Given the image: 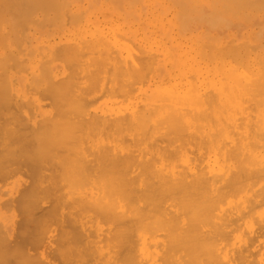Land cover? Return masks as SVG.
<instances>
[{"label": "bare ground", "instance_id": "bare-ground-1", "mask_svg": "<svg viewBox=\"0 0 264 264\" xmlns=\"http://www.w3.org/2000/svg\"><path fill=\"white\" fill-rule=\"evenodd\" d=\"M238 1H240V0H238ZM243 1H244V5H243L244 8H246V6L250 5V4L247 5L248 3L246 4L247 0H246V2H245V0H243ZM260 1L261 0H258V2H260ZM72 2H73V0H0V46H1V48H2V46H4V48H6V47L9 48L10 43H12V42H10V40L13 41V42H16L15 45H17V42H19L20 45L21 44L22 45H35V46H38V47H40V46L46 47L47 44H48V46L54 45V42L56 40H60V38L57 39V37H58L57 36L58 35L57 30L59 29V26L61 25L58 22V20H57L58 19L57 13L60 10H62V8H65L67 6L68 7L71 6ZM233 2H234V0H233ZM240 2L239 3L235 2V3L239 4V5L236 4V7H237V5L240 7V4H241ZM249 2L251 4L254 2V4H252L253 7L254 8L257 7L256 6L257 5V3H256L257 1L256 2L255 1L252 2V0H251ZM262 2H264V1L260 2L261 5H264V3H262ZM260 3L258 4L257 8H259ZM148 4L150 5V3H148ZM245 4H246V6H245ZM261 8L264 9V7H261ZM261 8H259V9H261ZM151 9H153V8H151ZM259 9H256V10H259ZM242 12H245V11L242 10ZM106 13H108V12H106ZM245 13H242L243 16H244ZM100 16H101V14H100ZM110 16L113 17L114 15L110 14ZM104 17H106V16L104 15L103 18ZM107 17H109V16H107ZM66 18H67V16H66ZM149 19H150V17H149ZM155 19H157V18H155ZM76 20H78V19H76ZM103 21H105V20H103ZM152 21H153V18H152ZM73 22H71V23L73 24ZM95 22H97V21H95ZM99 22H101V21H99ZM139 22H141V21L139 20ZM170 22H171V20H170ZM91 24H89V25H91ZM94 24H95L94 26H97L96 23H94ZM118 24L116 23L115 26L118 25ZM148 24L150 25V23H148ZM120 25H121V23H120ZM135 25H134V27H135ZM103 26H106V24L103 25ZM124 26H121V28L124 27ZM151 26H153V25H151ZM50 27H54V29L48 30V28H50ZM107 28H109V26H106V29ZM136 28H137V25H136ZM151 28L152 27H150V29ZM156 28H157V26H156ZM166 28H168V26H165V29ZM232 28L233 27H229L228 30L232 31ZM86 29L89 30L88 27H86ZM110 29L111 28H109L108 33H109ZM117 29H118V27H117ZM125 29H126V26H125ZM161 29H163V28H161ZM170 29H171V26H170ZM92 30H94V29H92ZM136 30H138V29H136ZM78 31H76V32H78ZM90 31H91V29H90ZM118 31H120V30H117V33H118ZM172 31H174V30H172ZM83 32H84V30H83ZM111 32H112V29H111ZM139 32H142V31H139ZM79 33L82 34V32H79ZM87 33L88 32H86V34ZM76 34L78 35V33H76ZM76 34L74 35L75 38H76ZM83 34H85V33H83ZM110 34L111 33H109V36H110ZM159 34H161V33H159ZM112 35L110 37H112L113 39L116 38V36H115L116 34L113 35L115 37H113ZM154 35H156V34H154ZM61 36L59 35V37H61ZM136 36H138V35H136ZM249 36H251V33H250ZM94 37H95V34H94ZM96 37H97V35H96ZM141 37H143V36H141ZM151 37H152V35H151ZM154 37L155 36H153V38ZM69 38L71 39L70 36L67 39H69ZM72 39H73V37H72ZM97 39H99L98 41H96L98 43L97 45H98V47H100L99 44L102 41H100V38H98V37H97ZM97 39H95V40H97ZM104 39H105V37H104ZM104 39H102V40L104 41ZM122 39H123V37H122ZM112 40H110V41H112ZM76 41H77V39H76ZM81 41H82V43H80V44H82V45H84V43H87V41L89 42V44H90V42H92V43L94 42L93 40H91V41H89V40H87V41L81 40ZM99 41H100V43H99ZM114 41H115V39L113 40V42ZM126 41H127V39H126ZM150 41H151V39H150ZM69 42H70V40H69ZM121 42H123L126 45L127 49H128V45L130 44V41H129V44H126L127 42H124L123 40H121ZM146 42H147V40H146ZM146 42H145V44H146ZM169 42H170V40L167 43L169 44ZM19 43H18L17 46L12 45V44H11V46L18 48V47H20ZM65 43H66V41H65ZM115 43H116V41H115ZM117 43L118 44H122V43H120V41L117 42ZM185 43H187V42H185ZM262 44H264V43H262ZM68 45L70 47V44H67L66 46H68ZM77 45H79V44H76L75 47ZM87 45H88V43H87ZM87 45L85 46L86 48H87ZM102 45H103V43H102ZM165 45H167V44H165ZM189 45H190V43H189ZM221 45H222V43H221ZM236 45H238V44H236ZM58 46H60V44ZM139 46H141V45H139ZM56 47H57V45L56 46H52V49L55 48L54 51H56L57 53H60L59 50H62L63 48L64 49L66 48L65 46L62 47L61 49L58 47L59 50H57ZM85 47L81 48V50L83 49V53H84V48ZM95 47L97 48V46H95ZM131 47L134 48L136 46H131ZM96 48H95V50H97ZM101 48H102V46H101ZM101 48H99V49L101 50ZM105 48H106V46H105ZM115 48H117V47H115ZM35 49H36V47H35ZM78 49H80V47L77 48V52L80 53L81 51H78ZM188 49H189V47H188ZM18 50H19V48H18ZM33 50H34V47H33ZM106 50H107V53L110 50L109 43H108V49H106ZM128 50H130V48ZM134 50L133 51L130 50V52L134 53V52H136L138 50V48H137V50H136V48H134ZM155 50H156V48H155ZM167 50H168V48H167ZM233 50L231 51V49H230L229 50L230 54L229 53L228 54L231 55V52L233 53V56H230V57L234 61V58L235 57L236 58L239 57V55L236 56V52H237L236 50H238V49H235V51H233ZM3 51H5V49ZM6 51H8V49H6ZM21 51H23V50H20V52ZM47 51L50 52L49 49ZM140 51H142L144 53L143 50H140ZM178 51H180V49ZM110 52H111V50H110ZM221 52L223 54V51H221ZM242 52L243 51H241V54H242ZM122 53H123V51H122ZM141 53L137 52L136 54H140L141 55ZM187 53L189 54V52H187ZM7 54H8L9 60H11L10 57L12 56V54H11V56H9L10 52L5 54V57L3 58V60H7L6 59V55ZM60 54L62 56L63 53H60ZM128 54H131V53H128ZM144 54H146V53H144ZM224 54H226V52ZM39 55H41V54L39 53ZM54 55H55V53H54ZM65 55H67V54H65ZM88 55L89 54L87 53V56ZM94 55L95 54L92 53L93 61H90V60H92L91 58L88 60L86 58L87 56L83 55L84 58H86L88 61H90V65H89V63L88 64H84V63H86L85 62L86 60L83 61L84 59L82 61H80V62H84L82 64L80 63V65L84 64V65H86V67H88L87 65H89L90 66V68H89L90 70L91 69H95L94 66L91 67V62L94 63V57L99 55V54L97 53L95 56ZM116 55L113 56V58L115 57L114 60L116 58L118 60V57ZM126 55H127V52H126L125 56ZM140 55H138V56H140ZM171 55L173 56V54H171ZM72 56H76V55H72ZM79 56H76L77 59H78ZM83 56H81V57H83ZM89 56H88V58H89ZM132 56L134 57L135 53L133 55H131V56L128 55V57H127V59H129L128 61H130V59H132L131 58ZM151 56L153 57V55H149L150 61H151V59H153L155 61L156 58L154 59ZM156 56H158V55H156ZM165 56L163 55V57H165ZM197 56H198V54H197ZM240 56H242V55H240ZM246 56L247 55H246V51H245V60H246ZM43 57H45V56H43ZM111 57H112V55H111ZM135 57H134V59H136ZM147 57H148V55H147ZM181 57H183V55ZM223 57H225V56H223ZM226 57L229 58V56H227V54H226ZM242 57H239L240 58V59L238 58L239 61L235 60L234 63H236V62L241 63ZM56 58H57V56H55V58L53 57V59H55V60H56ZM58 58H57V60H59ZM98 58H100V57H98ZM113 58H111V59H113ZM140 58H141V56H140ZM107 59H109V58H107ZM125 59L126 58H124V60ZM261 59H262V56H261ZM261 59H259L260 63L262 62ZM0 60H2V59L0 58ZM16 60H18V59H16ZM46 60L45 61L43 60V62H41L36 67V69L38 68L37 71L39 73L37 79L38 80L41 79L42 80L41 85L45 86L42 94L46 97V100L48 102L46 101L47 103L43 105L44 102L40 103V102H42L40 97H38L40 99V101L38 100V98H36L39 102H37V100H35V99H34L35 102L32 101V100H29V102H32L31 104L29 103L30 106L33 105L30 110L28 108L30 106L27 107L28 109L26 108L25 105H22V106H24L29 112L32 110V112L28 113V114H24L23 117L20 116L21 118L20 117H15L17 115L18 116L22 115V114H20L21 112H19V113L15 112V111H18V109L21 107V105H20L21 99H20V102L15 104L17 106L13 105L14 102L11 101L12 98H13V95H14L13 94V95H10V97L12 96V98L10 99V103L13 102L11 105H13V107L15 106V108L16 109L18 108V109L16 110L14 108L15 109V111H14L12 106H10V109L6 108L8 110L6 112L7 113L9 111L12 112L11 116H9L10 114L8 116H6L7 114L5 113V110H3L5 114H0V183H1V181L3 183V182H6L7 180H9L10 178L12 179L13 175H11L12 177L11 176L9 177V175L11 173H13L14 175L17 174V173H23L24 174L23 177L26 175V179H23V180L21 179V180L17 181L19 187L24 186L23 190H22V191H24V193H22V195H17V196H20V197L23 196L22 198L19 197L20 198L19 200H21L19 202H21L22 205H21V203L18 202L19 205L22 206L23 211H22V209H17L16 210L19 213L21 211L24 212L25 215L29 212L28 209H29V207L32 206V204L36 205V203L38 202L36 200L39 199L40 202H41V199L47 196L46 200H45V201H47V200H49L48 198L51 195L53 196V198H56V195L54 196L52 193H51V195L47 194V193L50 192V189L53 188V191L55 189L56 190L57 189H62L63 185L65 186V188L66 187L70 188L72 193L70 191H68L70 193V195H69V193L66 191L68 193L67 197H66V194H65V196L64 195L63 196L66 197L67 201L71 202V204L75 203V205L73 207L71 206V211H69V212L67 211L66 212V211H64V209L61 210V207H60V209H59V207H55L56 204H57L56 206H59L61 204L60 200L63 199V198L59 197V195H60L59 193L62 192V190H63L62 189L60 191H57L58 192L57 196L59 197V198L58 197L57 198L59 199L58 200L59 203H57V201L55 200V205L52 208L47 209V212L43 211L45 213L44 214L42 212L44 215L41 213L45 217V218H43V216L41 215V218H43L44 220L48 219V218L49 219L50 218L51 219L54 218L55 221H56V219H60L61 224H65L66 227H67V228L64 227V230H61V232H62L61 238H63V239L65 238V240H62L61 238H60L61 240H58V239L56 240V243H57V241H59L57 243V246H56V249L59 247L58 248L59 253H58V251H56L54 249L58 253V254L57 253L56 254L60 258L59 261H61V262L59 264H73V262L75 261V259L73 257H78L76 259H78V261H81V262H79L80 264H83V263L88 262V261L85 260L84 262H82L83 260L82 259L79 260V258H83L84 259V258H87V257H89V259L92 258L94 261L97 260L95 264H183V263L184 264H244V263L246 264L248 262V259H250V258L252 259V260L250 259V261L252 262L253 258L256 255L264 256V241H262V240H264V239H262V238H264V120H259L260 119L259 117L264 118V112H262L261 115H259L260 114L259 113L258 116H256L257 115L256 114L257 113L256 104L259 106L260 102L259 101H257L258 103L256 102L257 97L255 98L256 95H255V93H253L254 91L256 92V88L255 87L252 86L253 88H255V90L253 92H251L249 90V93L251 92L252 94H254L253 98H251L250 94L247 93L250 96V99H253V100H251V102L254 101L256 103L255 104L256 108L250 102H249L250 103L249 106L247 105V107H249V108H250V105L253 106L254 109L252 111H256L255 112L256 115L255 114H253V115H255L256 119H258V120H254L253 118H255V117L253 116L252 119L254 121L253 120L251 121L249 119L235 120V118L238 119L239 117L238 118L235 117L232 120V118L230 116L232 121L229 120L230 122H225L226 120L224 118V120H225L224 122L225 123H223V122L220 123V122L217 121L218 119H220V117H217L218 115L216 114L217 116H214V121L216 120L218 123L217 122H215V123L209 122V120L205 117L207 115L203 114L202 110L200 111V108L202 107V105L205 102L209 103V100L205 101L203 99V97L205 95L207 96V94L203 93L204 96L203 97L201 96L202 95L201 92L206 90L207 88L204 89V90H203V88H201L202 91L201 92L199 91V94H200L199 98L202 97L200 99V100H202L201 102L205 101L201 105V107L199 105H196V103H194L198 107V109L201 112V114H203V116L201 115V118L205 117V119H203V118L202 119L204 121H207V122H202L203 120L200 121L201 118H200V112L198 111V109H195L194 106H191V107L187 106V101H188L186 99L187 97L184 98L186 100L185 101L186 103L184 102L185 103L184 104L182 102L183 104H181V106L179 105L181 102L178 101V100L177 101L175 100L174 101L175 103H173V101L170 100L171 103H173L175 105H167L168 103L166 105H164V103H163L162 105H158L157 104V106L153 104V106H150V107H144V106L142 107V105H141L140 108L136 107L139 104L137 102L138 103L137 105H133L135 107L129 108L130 106H132V105L129 104V107L127 106V109L126 108L118 109V108L112 107L113 106L112 105L111 108H113V109L110 110V108H109V110L112 111V113L114 111V108H115V110L118 109L119 112L121 111V113H119L118 110H117V112L119 114L116 115L113 119H110L111 117L110 118L108 117V118H106L107 120L105 119V117L110 116V114L107 115V116H106V114L105 115L103 114V116H105V117H103L105 120L103 119V120L98 121L100 119V117L98 118L97 114H96L97 115V117H96L93 114V112H92V114H91L92 116L91 117H93V118L96 117V119L98 118V120L95 121V120H93V118H91V121H94V122H92L90 124V125H92L90 127L95 128V129H97V128L98 129H103L104 131H105V129L107 131V129L109 130V129L112 128V130H113V128H115L118 132L122 133V136H123V139H124V140L123 139L122 140L124 142H126L125 139H127V142L129 141V143H131V145L133 143H135V145L133 144L131 146L130 144L128 145V143L126 142L124 144V146H123V145H121V144L124 143L122 141V143L119 144L120 145L119 148L116 149L115 153L113 152L114 151L113 147L111 148V152H113L114 155L113 154L110 155L111 152L109 151L110 149L107 146V142H108V137L109 136L108 137L104 136V138H107L106 140L103 138L105 140V141L103 140L105 142L104 144L107 146L106 148L104 147V149H106L105 151L108 154H106L105 151H103L104 149H102L103 152L101 151V153H100V151H96L97 149L96 150L94 149L97 152L96 153L97 155L95 153H93V154H95V156H94L91 153V151L88 152L86 149L84 150V148H82L85 152L87 151V153H85V154H87V155L89 154V157H91V154L93 156H92L91 159L89 158L90 160L88 162L85 161V163H84L85 165H82V166H81V164H83L82 163L83 160H79V162L81 161L80 164H79L80 170H79V168H76L78 170H75V171H78V172H75V171H73V169L75 168L74 165L76 163V160L74 159L75 158L74 155H79L78 154L80 152L79 150H81L80 145L84 147L85 143H84V145H83V143L80 144V145H76L77 142L75 143V141H74L75 145H73V147L76 146V147H74V149L75 148L76 149L75 150L73 149V150L76 152L77 151V147H78V151L79 152L77 154H74V152H73V154H74L73 157L71 156L70 159H69V161H70L73 158L72 162H74V160H75L74 165H73L74 167L72 168V172L70 171L71 173L69 171H67V170H71V167L69 165L72 162L70 161L71 163L68 164L67 166L65 164V166H66V167L64 166L65 168L69 167V169L66 170L69 173H66V172H63V170L59 171L62 168H60L58 170L59 167H63L62 165H64L63 164L64 162L60 161L61 164L56 162L57 161L56 157L58 155L57 152H60L62 150V148L65 147V146H63V144L66 145L65 144L66 142H64V138L62 139L63 140L62 141L61 137H65L63 135L66 132H68V130L70 131V129H71V128L68 129L69 126L71 127V125L70 124L67 125V123L71 122L70 121L71 117L66 116L65 114L69 115V113L71 114L74 111H75V113H81L82 116L77 114L80 117V120H79V118L77 116L75 118H78V119H75L71 123L74 122V125L72 124L73 128L75 127L76 123L77 124H81L82 123L81 126L84 127L85 125H84L83 121H85L86 118L84 120H82L84 115H85V113H82V112L84 111V112L88 113V111H86V109L85 110L78 109L80 111L77 112L78 110H74L75 106H74V109L71 108L73 106V103H72V106H71V104H70L71 102H70L69 104H70L71 107L69 106V108H70L71 112L68 109V106L66 107L67 109L66 108L64 109V107L66 105H64V106L61 105V106H63L62 110H60L58 112V109H59L58 107L60 106L59 103L57 104V101L59 99L58 96H63V95H60L61 93L59 94V92L62 90V89H60V80H58V76L56 75L57 73L55 74L53 72V70L55 68L53 62H51V60H47V61ZM117 60H115V61H117ZM124 60L122 58V61H123L122 63L123 64L126 63V62L124 63ZM174 60H173V62H174ZM24 61H25V59H24ZM24 61H23V63H24ZM34 61H35V59H34ZM119 61L121 62V60H118V62H117V66L118 67L120 66V65H118ZM192 61H193V59H192ZM227 61L228 60L226 59V62ZM246 61L245 62L243 61V63L245 64ZM59 62H61V60H59ZM107 62L110 63L111 60L110 61L107 60ZM147 62H149V61H147ZM167 62H169V61H167ZM255 62H256V59H255ZM5 63L7 64V62L3 61L2 64L0 63V66L4 65ZM14 63L18 64V61H14ZM100 63H102V62L100 61ZM115 63H114V65H115ZM122 63H121V65H122ZM152 63H155V62L152 61ZM152 63H150V62L148 63L150 67L148 66L149 68L148 67L147 68L149 70L145 69L146 70V74H147L146 77L148 76V72L147 71H150V68L152 69V67H151V66H153ZM187 63H189V62H187ZM26 64H27V62H26ZM62 64L65 66L64 61H62ZM69 64H72V63H69ZM145 64H146V61H145ZM109 65H111V67L114 66L113 63L112 64L110 63ZM142 65L144 66V64H142ZM194 65H197V64H194ZM231 65L232 64H229L230 67H231ZM258 65H259V62H258ZM260 65H262V64H260ZM10 66H12V63H11ZM17 66L15 65L13 67L15 68ZM23 66H25V65H23ZM66 66H67V64H66ZM66 66H65V68H66ZM78 66H79V64H78ZM106 66L104 65L103 69ZM117 66L115 65L114 69ZM122 66H124V65H122ZM125 66H127V64ZM129 66L130 65L128 63V66L126 68L128 69ZM146 66H147V64H146ZM173 66H175V65H173ZM223 66H224V64H223ZM242 66H240V67L242 68ZM259 66H258V68L256 66H254V68L259 69ZM3 67H4V69L7 68V67H5V65ZM13 67H11V68L14 69ZM68 67L70 68V66H68ZM73 67H75V66H73ZM80 67H82V66H80ZM86 67H84L85 70L87 69ZM141 67L142 66H139L137 68H140V70H141ZM189 67H191V66H189ZM225 67H226V65H225ZM238 67H239V65H238ZM261 67H264V66H261ZM261 67H260V69H261ZM82 68H80V69H82ZM98 68H100V67H98ZM107 68H110V67H106V69ZM129 68H131V66ZM135 68H136V66H135ZM207 68H208V66H207ZM221 68L217 69V71L220 70V71H218V73H219L218 75L219 76H220V73H221V70H222ZM232 68H234V69L230 70L231 68H229V71H231V72L233 71L235 73V71H237V69H235V67H233V65H232ZM244 68H246L245 71L247 73H249L248 72V67L246 66V64H245ZM252 68H250V71L252 72L250 74H253V70L254 69H252ZM19 69H22V68H19ZM23 69H24V67H23ZM63 69L64 68H62L61 70H63ZM76 69H77V67H76ZM83 69H82V71H85ZM116 69H115V71H112L110 69L108 71V69L107 70L104 69V73L106 72L105 73L106 75H107V71L109 73L113 72L112 74H114V75L116 73H119V75L118 74H116V75L118 77H120V72L123 71L124 69L123 70H118L117 69L119 72H117ZM120 69H121V67H120ZM132 69H133V67L131 68V70ZM164 69H165V67H164ZM196 69H197V67H196ZM66 70L68 71V68H66ZM77 70H75V71H77ZM145 70L142 69V71H145ZM20 71L21 70H19V72ZM100 71H101V69H100ZM125 71H127V70L125 69ZM142 71H140V72H142ZM173 71L175 72L174 69H173ZM241 71H244V70H240L238 72L240 73ZM0 72L4 73L3 70L0 71ZM17 72L18 71H16V73ZM64 72H66V71H64ZM78 72H79L78 76H80L81 78H84V77H82V72H81V75H80V71L79 70H78ZM102 72H103V70H102ZM131 72H133V70ZM191 72H193V71H191ZM238 72H236L235 74L233 73L234 78L237 76ZM84 73H83V76H84ZM95 73L97 74V71H95L93 74L90 73L89 75L92 77L93 75H95ZM109 73H108L109 76H106V75L105 76L109 77V78H110V76H112L111 78L114 79L113 75H111ZM126 73H128V71ZM134 73L137 74L138 73L137 70ZM211 73H213V72H210V75H211ZM242 73H240L239 75H242ZM254 73L256 75V73H257L256 70H255ZM259 73H257V74H259ZM85 74L88 75L87 72ZM125 74L123 76L126 77ZM128 74H127L126 78L124 77L126 79L125 86L128 83L127 87L129 86L130 83H132V82L134 83V81H133L134 78L130 77V74L129 75ZM140 74L141 73H138L139 77L140 76H142L141 78L144 77L143 79H141V80L144 81V79H146V77L144 76L145 74L144 75L143 74L140 75ZM227 74L228 73H226V75ZM229 74H228V76H231V73H229ZM250 74H249V76H250ZM0 75H2V74H0ZM70 75H68V76H70ZM98 75H100V73ZM102 75H103V73H102ZM116 75H115L116 79H114L115 84L113 83V81H112V84H114V86L116 85L115 87L118 89L119 86L117 87L116 83L119 81L120 78L118 79V77ZM180 75H181V73H180ZM226 75L224 73V76H222V75L221 76L223 77L224 82L227 79V81H226L227 83L225 82L226 86H230L228 88L224 87L225 90H227V91L229 90V88H230V90L232 88H234L235 87L234 85H237L238 90L240 91V90H242L241 88H244L248 84V83L246 84V82H245L246 85H244V83H243L244 87L243 86L241 87L238 84L239 81H237V84H234L235 82L233 83V81H235V79H238L237 77L234 80L230 81L233 78L228 79L229 77L227 76L228 77L227 78ZM233 75H232V77H233ZM243 75H245V73ZM3 76H5V74L0 76V77H3ZM90 76H87V77L90 78ZM95 76H93V78H95ZM105 76H104V78H105ZM157 76H158V74H157ZM245 76H244V78L246 80L248 79V81H249V78H246V77H249V76L248 75L246 77ZM259 76H261V75H259ZM262 76H264V74H262ZM29 77H27V78L30 80ZM63 77H64V75H63ZM71 77H73V76H71ZM85 77H86V75H85ZM149 77H151V75ZM222 77H220L221 79L219 78V79H216V80L217 81L223 80ZM65 78H66V80L69 81V79H67V75H65L64 79ZM97 78H98V76H97ZM97 78H96V80H97ZM99 78H100V76H99ZM127 78L128 79L131 78V80L133 78V80L131 81V80H128ZM136 78H138V77H136ZM180 78H181V76H180ZM193 78L194 77H192V79ZM241 78H243V77H241ZM241 78H239V79H241ZM64 79H63V81L61 80L63 83H65ZM76 79H77V77H76ZM91 79H89V80H91ZM122 79L123 78L121 76V80ZM147 79H149V78H147ZM147 79H146V82L150 81V80H147ZM177 79L180 82L179 77ZM192 79H190V77H189V81H188V79H185V80L183 79V81H185V82L188 81V85L189 86L191 85V87H189V88H191V89H192V86L194 84L192 85L193 82L191 84L189 82H191ZM82 80L83 79H81V81ZM106 80H107V78L104 81H106ZM123 80H122V82H124ZM141 80L138 82V79H137L136 83L139 84L141 82ZM198 80H200V79H198ZM242 80H244V79H242ZM262 80H264V78H262ZM72 81L74 82L76 80H72ZM79 81L80 80H78L77 84L75 82L74 83L76 85H78ZM86 81L89 82L88 80H86ZM86 81L83 80V82H85V83H86ZM97 81H98V83L97 82L96 83L99 84V82L102 81V78H101L100 81L99 80H97ZM129 81H131V82L129 83ZM173 81H174V78H173ZM194 81L196 82V80H194ZM228 81H230V84L233 83L234 85L233 84L232 85L228 84ZM0 82H1V80H0ZM4 82H6V81H4ZM11 82H12V80H11ZM83 82H80V84L81 83L83 84ZM109 82H111V81L109 80ZM144 82H143V85L145 84ZM203 82H205V81H203ZM220 82L221 81H219V83ZM27 83L26 84L23 83V84L27 85ZM92 83L90 84V82H89L90 85H92ZM101 83L105 84V82H101ZM159 83H161V82H159ZM219 83H218V87H219ZM221 83H223V82H221ZM221 83H220V86H221ZM250 83H251L250 85H252V81H250ZM256 83H259V82H256ZM69 84H71L70 81H69ZM89 84L85 85L84 86L85 88L84 87H82V88L87 89L86 87H89L88 86ZM132 84H130V85H132ZM182 84H184V83H182ZM261 84H264V83H261ZM261 84H256L255 86L259 87V85L261 86ZM165 85H167V83H165ZM184 85H186V84H184ZM200 85L202 86V84H200ZM7 86H8V84H7ZM16 86H17V84H16ZM94 86H96L95 83H94ZM100 86L101 85L99 84L98 85V90L99 91H100V89H99ZM106 86H108V84ZM106 86L105 87L103 86V87L107 89ZM112 86L113 85H111V87H109V88H112ZM114 86H113V88H114ZM161 86H162V84H161ZM223 86H225V85H223ZM223 86H221V87L223 88ZM5 87H6V85H5ZM127 87H124V89L126 88V90H127ZM150 87H152V86H150ZM172 87L174 88V90L177 88L175 86V84H173V83H172ZM206 87H207V84H206ZM221 87L218 88V90L220 89L219 91H221ZM246 87H249V86H246ZM27 88L28 87L26 86L25 90ZM31 88L30 89L33 90V87H31ZM63 88L65 89L64 86H63ZM72 88L74 89L73 86H72ZM130 88H131V90L133 89L134 91L137 90V88L135 89L133 86L130 87ZM149 88H148V91L150 90ZM164 88H166V87H164ZM164 88H162V90ZM185 88L187 89V85H186ZM6 89H4V91H2L3 89H1L0 91H2V92L7 91V93H9V90H6ZM30 89H28V91ZM77 89H79V86H78ZM77 89L75 88V91ZM95 89H97V88H95ZM117 89H114V90H110L109 89V90L114 92ZM122 89L123 88L121 87L120 90L123 91ZM140 89L139 90L142 93V88H140ZM157 89H158V87H157ZM166 89L169 92L170 89L168 90V87ZM178 89H180V88H178ZM72 90H70V91H72ZM80 90H81V87H80ZM120 90L118 89V91H120ZM154 90H155V88H154ZM180 90H178V91H180ZM183 90H185V89H183ZM197 90H200V89L197 88ZM230 90L227 92V94L231 93L228 96L226 95L227 99L225 98V94L226 93H225L224 90H222V92L224 91V93H223L224 95L220 92L219 97L221 95H223L224 96L223 99L225 98L226 100H228L229 105H237V103H238L237 101L238 100H239L240 103L242 101L241 104L245 103V102L243 103V100L247 98L246 96H244V95L241 96L240 95L241 97H244V99L242 98L243 100H240L238 95L237 96H238L239 99L237 98V96L233 97V96H235L234 93L236 92L237 89L234 90L235 92H232V90L230 92ZM262 90H264V88H261V91ZM63 91H65V90H63ZM78 91L79 90H77L76 92L78 93ZM88 91H90V90H88ZM95 91L96 90H94V91L91 90L90 92H95ZM110 91H107V90L104 89V91L101 90V93H103V95H104V92H106L105 93V97H107V95L110 96V93H109ZM118 91L116 93V96L113 95L114 97H117ZM134 91L130 92V90H128V91H126L124 93V96L126 94L127 97L129 96L130 99L131 98L133 99L134 96H131V95L134 94ZM181 91H180V94H182ZM188 91H190V90H188ZM188 91H187V93H188ZM194 91H196V90L194 89ZM212 91L210 90V92H212ZM244 91L247 92V90H244ZM261 91H259V92L257 91V94H261V95H259L260 98H261V96L264 97V95H262V93H264V92L260 93ZM35 92H36V90H35ZM67 92H68V90H67ZM163 92H164V90H163ZM196 92H198V91H196ZM207 92H208V89H207ZM207 92L205 91V93H207ZM215 92H216V90H215ZM246 92L244 94H246ZM33 93H34V91H33ZM69 93H68V95H69ZM75 93H72V95H74ZM80 93L82 94V96H79V97H81V98L84 97L85 94L83 92H80ZM87 93H89V92H87ZM95 93H97V91ZM112 93H111V95H112ZM127 93H130L131 95L127 94ZM162 93H160V94H162ZM169 93L172 94V91L170 90ZM189 93H191V92H189ZM1 94H3V96H4V93H1ZM1 94H0V96H1ZM6 94H5V96L8 95V94L7 95ZM42 94L40 95V92H39V95H37V96H41V97H43L45 99V97L42 96ZM65 94H66V92H65ZM99 94H100V92H99ZM113 94H115V92ZM122 94H121V96H119V98L123 97ZM180 94H179V96H180ZM236 94H238V93L236 92ZM103 95H102V97H103ZM119 95H120V92H119ZM136 95H139V94L136 93ZM177 95L175 94V96H177ZM184 95H182V96L184 97ZM209 95L212 96V93L208 94V97H209ZM214 95L215 94H213L212 97H215ZM22 96H24V94H22ZM85 96H86L85 97L86 99H89V98H87V95H85ZM162 96L163 97H161V99L162 98L166 99V95L164 96V93H163ZM192 96H190V97H192ZM206 96H205V98L207 99L208 97H206ZM229 96H231L233 98L232 99L230 97L232 103L234 102L233 104H230L231 101L228 98ZM249 96H248V98H249ZM94 97H96V96H94ZM114 97H112V98H114ZM142 97H143V95H142ZM148 97H147L148 101H149V99L152 100V98H153V100L157 99V98H154L155 96L154 97L152 96V98H150V96H148ZM167 97H168V101H169V97L170 96L167 95ZM216 97L219 99L218 96H216ZM43 98H42V100L44 101ZM72 98H73V96L71 97V99ZM77 98L78 97H74L73 98L75 100V102L77 101ZM109 98H111V97H109ZM123 98L121 100H124V102H125L126 101L125 97H123ZM137 98H135V99H137ZM234 98H236V100L237 99L238 100L236 101ZM0 99H1V97H0ZM14 99L15 98H13V100ZM78 99H80V98H78ZM92 99L96 100V98H92ZM97 99H99V96H98ZM102 99L104 100L105 98H102ZM135 99L133 100L134 102L136 101ZM161 99L159 98L160 101H164V100H161ZM171 99L174 100L175 98H172V95H171ZM190 99L193 100V99H195V97L190 98ZM190 99H189V101H190ZM197 99H198V97H197ZM208 99H211V98H208ZM218 99L216 101H218ZM223 99H221V102H223ZM1 100H4V98L1 99ZM8 100H9V97H8ZM74 100H73V102H74ZM90 100H91V98L89 99V101ZM95 100H91V101H93V104L91 102L89 103L88 100H87L88 104H86V105L92 104L91 106L89 105V107L94 106ZM159 100H156V101L158 102ZM179 100H181L180 97H179ZM212 100H213V98L210 101L212 102ZM64 101H65V99H64ZM109 101H111V100H109ZM195 101H196V99H195ZM214 101H215V99H214ZM65 102H67V101H65ZM75 102H74V104H75ZM157 102H154V103H157ZM166 102H167V99H166ZM211 102L209 104L208 103H205V104L210 105ZM218 102L220 104L214 102V103H216L217 106H214V104H213L212 107H214V108L215 107H219L220 108V106H221V107H223V109L226 107V106L224 107V105H225L224 103H223L224 104L223 105L220 101H218ZM261 102H264V101H262V99H261ZM78 103H76V106L78 105ZM85 103H86V101L84 99V103L83 104L85 105ZM148 103H150V102H148ZM21 104H22V102H21ZM24 104H25V102H24ZM27 104H28V102H27ZM112 104H113V102H112ZM150 104L152 105V103H150ZM176 104H178V106H176ZM79 105H81V103H79ZM84 105H81L80 107H83ZM95 105H96V102H95ZM183 105H185V106H183ZM191 105H193V104H191ZM226 105H228V103ZM238 105H239V103H238ZM5 106H7V105H5ZM242 106H239L241 108L240 112L244 111ZM244 106H246V105H244ZM46 107H49V109L46 110L45 109ZM85 107L86 106H84V108ZM212 107H209L208 109H210V108L213 109ZM228 107L229 106H227V108H225V110H222L224 114H225L226 110L228 112L230 110V108H236L234 106L233 107L230 106L229 108ZM239 107H237V109ZM262 107H264V105H261V109H262ZM76 108H78V106ZM87 108H88V106H87ZM95 108H97V107H95ZM103 108H104V106H103ZM258 108H260V107H258ZM60 109H61V107H60ZM72 109L74 110L73 112H72ZM237 109H232L231 111L236 110L235 112H237ZM251 109H252V107H251ZM251 109H249V112L251 111ZM64 110H66L67 112L64 111ZM214 110H212V112ZM218 110H220V109H218ZM262 110H264V109H262ZM3 111L0 112V113H3ZM19 111H20V109H19ZM98 111H100V110L98 109ZM231 111H229V113L232 114L233 112H231ZM258 111H259V109H258ZM240 112L238 111V113H240ZM247 112H248V110H247ZM247 112L245 111L246 115H248ZM14 113H16L15 116L13 115ZM24 113H25V111H24ZM59 113H60L61 116H59ZM62 113H64V114H62ZM219 113H220V111H219ZM250 113L252 114L253 112H250ZM88 114H90V113H88ZM206 114H208V113H206ZM63 115H64L63 118L66 119L67 117H69L67 119L68 120L70 119V120L68 121L66 119L65 125H67L68 128L66 126L64 127L65 129L67 128V130L62 135L61 134V131H62L61 129L64 126V123H63L64 121L60 117H62ZM213 115H214L213 113L210 114V116H212V119H213ZM220 115L222 117V113H220ZM240 115H242V117H243L244 114L241 113L238 116H240ZM1 116H2V118H1ZM12 116H13V119H12ZM72 116H76V115L73 114ZM210 116L208 115L209 119H210ZM233 116H235V114ZM250 116L252 117V115H250ZM4 117H6V119H3ZM85 117H86V115H85ZM112 117H113V114H112ZM59 118L62 121H60ZM87 118L89 119L90 116H88ZM230 118H228V119H230ZM244 118H250V117L245 116ZM11 119L14 120V121H12V123H10ZM197 119H198V121H196ZM222 119H223V117H222ZM222 119H220V121H223ZM91 121H88V122L90 123ZM61 122L63 123V125H62ZM9 123H10V125H12L11 127L9 126ZM77 124H76L75 130L74 129H73L74 131L72 130L73 132H77L76 135H74V138L77 136L78 130L82 129L81 126L77 125ZM8 126H9V128H8ZM79 127H80V129H79ZM77 128H78V130L76 131ZM84 129H86V128H83L81 135L86 133L85 131L87 129L86 130H84ZM103 130H102V132H103ZM63 131H62V133H63ZM83 131H84V133H83ZM96 131L92 129V131L90 133V129H88V133H86V135L90 136L93 133L94 134V135L92 134L93 137L94 136L96 137V134H98V131H97L96 134L94 133ZM113 131H112V133H113ZM79 132H81V131H79ZM102 132H101V134H98V135L101 136ZM107 132H109V131H107ZM136 132L139 133V135H140L139 137H136V136H138V134H135ZM120 133H118L119 135L117 134L119 137H120ZM70 134L72 135L73 133L68 132L67 133V135H69L68 138H70ZM113 134H115V135H113ZM113 134L112 135H113L114 138L113 137L112 138L115 140L116 139V132L113 133ZM154 134H158L157 135L158 137H155ZM81 135H80V137H81ZM92 135L90 137H92ZM98 135H97V138H100V137H98ZM103 135H107V134L104 133ZM109 135H111V132H109ZM184 135L188 137V139H189L188 141H190V139H191L190 137L191 136H197V139H198L197 141L198 142L203 141L204 144L205 143L207 144V146H205L203 144V142H202V144L205 146L204 148L200 147L201 143L200 144L198 143L199 145L195 143L196 145H198L197 146L198 148L193 147L194 145L193 146L191 145V147H193V148L188 147L190 145H189V142L186 139L187 137L185 139L183 138ZM152 136H153V138L155 137L153 139L154 141H156L155 140L156 138L158 139V141H159V138H160V141L163 140V139H166L167 140L166 145H163V144H165L163 142L165 140L161 141L163 144L161 142H160L161 144H158V141H156L157 143H155V144H157V145H155V144L151 145V142H150V144H149L150 145V150H149L148 145L146 143H147V141L149 142V140H150V139L148 140V138H151ZM170 136L171 137L173 136L172 138H174V140H175V142H173V143H176V144L178 143L176 146H173V143H171L172 142V138H171V141L169 140L170 144H167L168 143V137H170ZM174 136H176V137L179 136L180 137V138H177V139L183 138V140H185L184 143L188 142V144H187L188 146L187 145H186V147L183 146V144H182L183 141L182 142L181 141L176 142L177 139ZM77 137H79V136H77ZM82 137H85V136H82ZM90 137H88L87 139L85 137L86 141H85V139L84 140L82 138L81 139L87 143V140ZM93 137L90 138V139L94 141V139H96V138H93ZM112 138H110V139H112ZM65 139L68 140L67 138H65ZM78 139H80V138H77L75 140H78ZM90 139L88 140V143L85 146L90 147V144L92 142ZM110 139H109V141L111 142ZM117 139H118V137H117ZM195 139H196V137H195ZM134 140L136 142H133ZM137 140L145 141L146 142L145 143L146 146L144 147L145 144L143 145V143H142L143 148H141L142 147L141 145H137V144H139V143H137V142H139ZM191 140L194 141L193 139H191ZM71 141H72V138H71ZM103 141L101 139L100 142L102 143ZM154 141H153V143H154ZM81 142L82 141H79V143H81ZM74 143H72V144H74ZM96 143L94 144V147H97V146H95ZM98 143H99V139H98ZM101 143H99V144H101ZM112 143H114V145H115V141L114 142L112 141ZM112 143H110L109 145L112 146L113 145ZM179 143H181L182 145H179ZM59 144H62V145H60V147H59ZM202 144H201V146H202ZM101 145L98 146V147H100L98 149L102 148ZM105 145H103V146H105ZM70 146H71V144L69 145V147ZM91 146L93 147V145H91ZM130 146L132 148H130ZM134 146L135 147L139 146L140 149L139 148L138 149H134L133 148ZM69 147H67V148H69ZM88 147H86V148L88 149ZM107 148H108V150H107ZM71 149L70 150L67 149V150L71 151ZM63 150L61 151L62 160H63V157H64L63 156ZM71 152H67L68 153L67 155L70 156ZM92 152H94V151H92ZM64 153H66L65 150H64ZM54 154L56 156H54ZM85 154L83 156H85ZM61 155H60V157H61ZM71 155H72V153H71ZM49 156L54 157V160H52L51 157H49ZM46 157H48L52 161L49 160L51 162V165L49 164L48 166L49 167L51 166V167L49 168L47 166V168H49V169H46V171H45L46 173H45V172H43L44 168H45L43 164L45 163V158ZM85 157L84 158L82 157V158L87 160L86 158L88 156L86 158ZM79 158H81V157H79ZM79 158H76V159H79ZM58 160H60V159H58ZM49 161H47V164H48ZM53 161H55V162H53ZM77 162H78V160H77ZM57 164H60L61 166L57 165ZM76 164H78V163H76ZM64 171H65V169H64ZM61 181H62V183L65 182L66 184L64 183V184L60 185ZM57 185L61 186V188L60 187L56 188ZM42 187H45L44 189L48 190V191L44 190L45 193L47 192L46 195H45V193L43 191L39 192V190L43 189ZM39 188H42V189H39ZM34 192L36 193V195L40 193L39 194L40 196H36L35 195L36 197H38V198H35ZM42 192L44 193V195L42 194ZM51 192H52V190H51ZM55 193L56 192L54 191V194ZM41 194L43 195V197H41ZM6 197H7V195H6ZM11 199H13V197ZM15 199L17 200V198H15ZM28 199H29V201L31 199V201L29 202ZM34 199H35V201H34ZM51 199L52 198H50V201H51ZM9 200H10L9 198L7 200H4L3 198H0V212L2 210L1 209L2 207L4 209V207H5L4 204L5 203L8 204V203L11 202ZM22 200H23V202L24 201L26 202V200L28 202L24 203V205H23ZM42 200H44V199H42ZM13 201L16 202V205H17V201L18 200L17 201L12 200V202ZM30 203H32V204H30ZM26 204H27V207H26ZM28 204L31 205V206H29ZM50 204H51V202H50ZM50 204H48V205H50ZM19 205H17L16 207H18ZM8 206L9 205H6V207H8ZM63 207H65V206H63ZM25 209H27V213L25 212ZM38 209H39V207H38ZM69 209H70V207H69ZM32 210H33V208H32ZM35 210L36 209L34 208L33 211H35ZM30 212H31V209H30ZM30 212L28 214L32 213V212L31 213ZM4 213H2V214L4 215ZM36 213L34 212L35 215H36ZM34 214H31V218L30 219L25 218L24 220H22L23 222L22 221L19 222V223L17 221H16L17 223L15 222L17 224L18 230L21 228V230H19L18 233H16L17 232L16 231L17 227H16L15 223L14 224H15L16 228L14 226H9L8 227L5 223L1 222L2 216L0 214V222H1L0 223V231L2 232V236L0 235V243L2 244V245L0 244V246H2L0 248V250H1L0 251V264H54V263H52L49 260L51 258L48 259V257H45V254H44L46 250L50 249V245L52 244V242L50 240V238H52L51 235H48L47 238L44 236V234L47 233L45 231L46 230L48 231L49 229L43 227L41 219H35L36 220L35 221L34 220V216H33ZM18 218H20V217H18ZM22 218H24V217H21V219ZM21 219H19V220H21ZM32 219H33V221H32ZM30 223H31V225L33 224V226H32V228L30 227L29 229H32L33 232L30 231L29 233H26V232L29 231L27 226H29ZM18 224H20V227H19ZM47 225H49V224H47ZM47 225H46V227H49ZM255 225H257V226H255ZM22 228H23V230H24V228H27V230L23 231ZM66 229H67V231H66ZM21 231L23 233H21ZM64 231H66V232H64ZM58 234L60 235V233H58ZM18 237H21V242L19 241V243L16 242V238H18ZM44 237L46 238V240H45ZM66 238L68 240H70V242L67 241ZM18 240H20V239L18 238ZM66 241L69 242L68 245H67ZM255 243L257 244V246H258V243H259L260 245H259L258 248L262 247V249L261 248L258 249L257 246H255ZM35 248H36V250H35ZM38 248L39 249L42 248V250L41 251H37ZM53 253H54V251H53ZM250 253H252V254H250ZM56 254H55V256H57ZM253 254L254 255L256 254V255L252 258ZM249 256H251V257H249ZM57 257H54V258H57ZM247 257H248V259H247ZM95 258H97V259L95 260ZM223 258H225L226 260L224 261ZM73 259H74V261H72ZM93 260L91 262L89 261V263L92 264ZM255 260H256V258H255ZM262 262H264V258H261V260L259 261V264H261ZM262 264H264V263H262Z\"/></svg>", "mask_w": 264, "mask_h": 264}, {"label": "rangeland", "instance_id": "rangeland-1", "mask_svg": "<svg viewBox=\"0 0 264 264\" xmlns=\"http://www.w3.org/2000/svg\"><path fill=\"white\" fill-rule=\"evenodd\" d=\"M241 1V0H240ZM240 1H238V0H234V2H233V0H73V2H72V4H71V6H67V7H65V8H62V10H60L58 13H57V17H58V22L61 24L60 26H59V29L57 30V33H58V37H57V39H59L60 38V40H56L55 42H54V45H51V46H48V44H47V48L46 47H43V46H40V47H38V46H35V45H20V43L19 42H17V45H18V43H19V45H20V47H18L19 48V50H18V48H16V47H13V46H11V44L12 45H15V43L16 42H13V41H11L10 40V42H12V43H10V45H9V48H4V46H2V48H1V46H0V58L2 59V60H0V63L2 64V62L3 61H5V62H7V64L5 63L4 65H5V67H7V68H5L4 69V65H1L0 66V71H4V73H2V72H0V74H2V75H4L5 74V76H3V77H0V80H1V82H0V90L1 89H3L2 91H4V89H6L7 87V89L6 90H9V93H7V91H5V92H2V91H0L1 93H4V96H3V94H1V99H3L4 98V100H1L0 99V112H2L3 110H5V113L7 114L6 116H8L9 114V116H11V113L12 112H6V111H8L6 108H8V109H10V106H12V108H13V110L15 111V106H17V105H15V104H17L18 102H20V99H21V102H22V104H21V102H20V105H21V107L19 108L20 109V111H19V109H18V111H15L16 113H19V112H21L20 114H22V115H17V116H15L16 115V113H14L13 115L15 116V117H23L24 116V114H28V113H31L32 112V110L29 112L27 109L29 108V110L32 108V106H30V104L32 103V102H29V100H32V101H34L35 102V100H37L36 98H38V97H40V99H41V101L42 102H40V103H43V105L44 104H46L48 101L46 100V97L42 94V92H43V90H44V88H45V86H43V85H41V83H42V80L40 79V80H38L37 78H38V75H39V73H38V71H37V69H36V67L41 63V62H43V60L45 61L47 58V60H51V62H53V64H54V66H55V68H54V70H53V72L58 76V80H60V89H62L60 92H59V94L60 95H63V96H58V101H57V104L59 103L60 104V106L58 107L59 109H58V112L60 111V110H62V107L64 106V105H66L65 107H64V109L68 106V109L70 110V108H69V106H70V104H71V106H72V103H73V106L71 107V108H73L74 109V106H75V109L74 110H78V109H83V110H85L86 109V111H88V113H90V114H88L87 112H82V113H85V115H86V117H85V115H84V117H83V119L82 120H84L85 118L87 119H85V121H83V123H84V125L86 126H84V127H82L81 126V124H77L76 122V124L77 125H80L81 126V128L82 129H80V127H79V129L80 130H78V128L76 129V131L78 130V134H77V136H79V137H75L74 138V135H76V133L77 132H73L74 130H75V127H76V124H75V127L73 128V126H72V124L74 125V122L73 123H71L72 121H74L75 119H78L79 118V120H80V117L77 115V114H79L80 116H82L81 115V113H75V111L72 109V112L73 113H71L72 115L73 114H75L76 116H72L70 113H69V115H67V114H65L66 116H69V117H71V122L70 123H67V125L68 124H70L71 125V127L69 126V128L67 127V125H65V123H66V119L67 118H69V117H67L66 119L65 118H63L64 117V115L62 116V117H60L64 122V126H63V128L66 126L68 129H70V131L68 130V132H70V133H73L72 135L70 134V138H68V136L69 135H67V133L68 132H66V130H67V128L65 129H61L62 131H63V133H62V131H61V134L63 135L65 132V134L63 135V136H65V137H61V140L64 138V142H66L65 144L67 145H64L63 144V146H65L64 148H62V150L64 149L65 150V152L66 153H64V150H63V160H62V155H61V151L60 152H57L58 153V155L60 154L61 155V157H60V155L58 156L57 155V157H56V162L57 163H60L61 164V162L60 161H63L64 163V165H62L63 167H59L58 168V170L60 169V168H62L61 170H59V171H62L63 170V172H66V173H69L70 171L72 172V168L75 166V168L73 169V171H75V170H78V169H76V168H79V170H80V166H79V164H80V162H79V160H83V164H81V166L82 165H85L84 163H85V161L86 162H88L91 158H92V156L94 155L95 156V154L97 153L96 151H100V153H101V151H102V149H104V147L106 148L107 146H108V148L110 149L109 151L111 152V148L113 147V152L115 153L116 152V149L117 148H119V144L120 143H122V141L124 140L123 139V136H122V133H120V132H118L115 128H113V130H112V128L111 129H107V131H109V132H111V135H109V132H107L106 131V129H105V131L103 130V129H95V128H92V127H90V126H92V125H90L92 122H94V121H91V118H93V117H91L92 115V112H93V114L97 117V115H98V118L100 117V119L98 120V118L96 119V117L95 118H93V120H95V121H100V120H103L104 118L103 117H105V116H103V114L105 115L106 114V116L107 115H109L110 114V116H107V117H105V119L106 118H110V119H113L116 115H118L119 113H121V111L119 112V110L118 109H124V108H126L127 109V106L129 107V104L130 105H132V106H130L129 108H131V107H135V106H133V105H137L138 103L140 104H138L136 107H141V105H142V107L144 106V107H150V106H153V104L154 105H156L157 106V104L158 105H162L163 103H164V105H166L167 103V105H175V104H173V103H175L174 101L176 100H178V101H180L181 103L179 104L180 106H181V104H183L186 100L184 99V98H186L188 101H187V106L188 107H191V106H194V108L195 109H198V107L196 106V105H199L200 107H201V105L207 100H209V103L211 102L210 100L213 98V100H212V102H211V106L210 105H208L209 103L208 102H205V103H208V104H203L202 105V107L200 108V111L202 110V112H203V114H205V115H207V116H205L208 120H209V122H212V123H215V122H223V123H225V122H230V121H232L235 117H239L238 119H236L235 118V120H245V119H249V120H258V119H256V116H258V114L259 115H261V113L262 112H264V110H262V109H264V107H262V109H261V105H264V102H261V99H262V101H264V97H262L261 96V98L259 97V95H261V94H257V91L259 92V91H261V88H264V84H261V83H264V80H262V78H264V76H262V74H264V67H261V66H264V44H262V43H264V24H261L259 21H260V19L262 18V16H264V9H262L261 7H264V5H261V1H264V0H261L260 2H258V0H252V2L253 1H257L256 3H257V7H258V4L260 3V6H259V8H261V9H259V8H257V7H255L256 9H259V10H256L254 7H253V5L252 4H254V2L251 4L249 1H251V0H247V2H246V0H245V2H246V4L247 5H249V6H246V4H245V6H246V8H244V1L242 0L241 2ZM235 2H240L241 4H240V7L238 6L239 4L238 3H235ZM148 3H150V5L148 4ZM255 3V4H256ZM262 3H264V2H262ZM152 4V5H151ZM236 4H238L237 5V7H236ZM116 5V6H115ZM149 5V6H148ZM137 6V7H136ZM243 6V7H242ZM177 7V8H176ZM242 7V8H241ZM151 8H153V9H151ZM159 8V9H158ZM238 8V9H237ZM66 9V10H65ZM135 9V10H134ZM137 9V10H136ZM252 9V10H251ZM148 10V11H147ZM242 10L243 11H245V12H242ZM66 11V12H65ZM106 12H108V13H106ZM160 12V13H159ZM210 12V13H209ZM245 13L244 14V16H243V14L242 13ZM104 13V14H103ZM100 14H101V16H100ZM108 14V15H107ZM110 14L111 15H114L113 17L112 16H110ZM160 14V15H159ZM168 14V15H167ZM93 15V16H92ZM109 16V17H104L103 18V16ZM66 16H67V18H66ZM155 16V17H154ZM158 16V17H157ZM93 17V18H92ZM100 17V18H99ZM117 17V18H116ZM121 17V18H120ZM123 17V18H122ZM141 17V18H140ZM149 17H150V19H149ZM121 20H120V19ZM152 18H153V21H152ZM155 18H157V19H155ZM160 18V19H159ZM162 18V19H161ZM76 19H78V20H76ZM94 21H93V20ZM103 20H105V21H103ZM139 20L141 21V22H139ZM150 20V21H149ZM170 20H171V22H170ZM75 23H74V22ZM95 21H97V22H95ZM99 21H101V22H99ZM116 21V22H115ZM120 21V22H119ZM156 21V22H155ZM71 22H73V24L71 23ZM93 22V23H92ZM114 22V23H113ZM145 22V23H144ZM150 23V25L148 24V23ZM154 22V23H153ZM159 22V23H158ZM92 23V24H91ZM94 23H96V25L97 26H94L95 24ZM98 23V24H97ZM101 23V24H100ZM113 23V24H112ZM118 24V25H116L117 27H118V29H117V27L115 26V24ZM120 23H121V25H120ZM147 23V24H146ZM153 23V24H152ZM166 23V24H165ZM85 24V25H84ZM89 24H91V25H89ZM106 24V26H109V28H111L112 29V32H111V29H110V31H109V33H111L110 34V36L113 34H116L115 36H116V38H114L115 39V41H116V43L117 42H119L120 41V43H122V44H116L115 43V41L113 42V38L112 37H110L109 36V33H108V30H109V28H107L106 29V26H103V25H105ZM126 24V25H125ZM137 25V28H136V25ZM141 24V25H140ZM145 24V25H144ZM165 24V25H164ZM80 25V26H79ZM104 27H102V26ZM126 26V29H125V26ZM134 25H135V27H134ZM151 25H153V26H151ZM155 25V26H154ZM173 25V26H172ZM175 25V26H174ZM75 26V27H74ZM82 26V27H81ZM90 26V27H89ZM101 26V27H100ZM121 26H124V27H122L121 28ZM133 26V27H132ZM141 26V27H140ZM156 26H157V28H156ZM165 26H168V28H166L165 29ZM170 26H171V29L172 30H174V31H172L171 29H170ZM70 27V28H69ZM84 27V28H83ZM86 27H88L89 28V30L88 29H86ZM98 27V28H97ZM116 27V28H115ZM121 29H120V28ZM131 27V28H130ZM143 27V28H142ZM150 27H152L151 29H150ZM173 27V28H172ZM229 27H233L232 28V31H229L228 29H229ZM249 27V28H248ZM259 27V28H258ZM74 28V29H73ZM97 28V29H96ZM102 30H101V29ZM124 28V29H123ZM131 30H130V29ZM149 28V29H148ZM161 28H163V29H161ZM253 28V29H252ZM255 28V29H254ZM257 28V29H256ZM52 29H54V27H50V28H48V30H52ZM90 29H91V31H90ZM92 29H94V30H92ZM99 29V30H98ZM136 29H138V30H136ZM140 29V30H139ZM142 29V30H141ZM154 29V30H153ZM67 32H66V31ZM79 30V31H78ZM82 30V31H81ZM83 30H84V32H83ZM86 30V31H85ZM107 30V31H106ZM115 30V31H114ZM117 30H120V31H118V33H117ZM130 30V31H129ZM136 30V31H135ZM163 30V31H162ZM244 30V31H243ZM256 30V31H255ZM72 31V32H71ZM76 31H78V32H76ZM94 31V32H93ZM102 31V32H101ZM105 31V32H104ZM123 31V32H122ZM139 31H142V32H139ZM156 31V32H155ZM253 31V32H252ZM79 32H82V34L81 33H79ZM86 32H88L87 34H86ZM107 32V33H106ZM140 34H139V33ZM145 32V33H144ZM148 32V33H147ZM150 32V33H149ZM155 32V33H154ZM163 32V33H162ZM172 32V33H171ZM56 33V34H57ZM65 33V34H64ZM69 33V34H68ZM71 33V34H70ZM76 33H78V35L76 34ZM83 33H85V34H83ZM142 33V34H141ZM144 33V34H143ZM158 33V34H157ZM159 33H161V34H159ZM165 33V34H164ZM168 33V34H167ZM230 33V34H229ZM250 33H251V36H249L250 35ZM76 34V38H75V35ZM91 34V35H90ZM94 34H95V37H94ZM101 34V35H100ZM138 35V36H136V35ZM146 34V35H145ZM150 34V35H149ZM154 34H156V35H154ZM164 36H163V35ZM229 34V35H228ZM253 34V35H252ZM59 35L62 37H59ZM85 35V36H84ZM96 35H97V37L98 38H100V41H102L101 43H100V41H99V45H100V47H98V43L96 42V41H98L99 39H97V37H96ZM107 35V36H106ZM112 35V36H113ZM119 37H118V36ZM151 35H152V37H151ZM213 35V36H212ZM71 37V39L69 38V39H67L68 37ZM115 36H113V37H115ZM121 36V37H120ZM141 36H143V37H141ZM151 38H150V37ZM153 36H155L154 38H153ZM159 36V37H158ZM166 36V37H165ZM178 36V37H177ZM243 36V37H242ZM250 38H249V37ZM256 36V37H255ZM67 37V38H66ZM72 37H73V39H72ZM80 37V38H79ZM104 37H105V39H104ZM122 37H123V39H122ZM137 37V38H136ZM148 37V38H147ZM157 37V38H156ZM186 37V38H185ZM75 38V39H74ZM94 38V39H93ZM108 38V39H107ZM118 38V39H117ZM142 40H141V39ZM180 38V39H179ZM193 38V39H192ZM62 39V40H61ZM76 39H77V41H76ZM95 39H97V40H95ZM102 39H104V41L102 40ZM113 39V40H112ZM125 39V40H124ZM126 39H127V41H126ZM149 39V40H148ZM150 39H151V41H150ZM158 39V40H157ZM163 39V40H162ZM177 39V40H176ZM69 40H70V42H69ZM79 40V41H78ZM81 40H84V41H87V40H89V41H91V40H95L93 43L92 42H90V44H89V42L87 41V43H88V45H87V43H84V45H82V44H80V43H82V41ZM106 40V41H105ZM110 40H112V41H110ZM121 40H123L124 42H127L126 44H129V41H130V44L128 45V49L130 48V50H134V48H136V50H137V48H138V50L136 51V52H134L135 53V58L136 59H134V57L132 56L131 58L132 59H130V61H128L129 59H127V57H128V55H133L134 53L133 52H130V50H128L127 49V47H126V45L123 43V42H121ZM146 40H147V42H146ZM154 40V41H153ZM170 40V42H169V44L167 43L168 41ZM178 42H176V41ZM185 40V41H184ZM262 40V41H261ZM63 41V42H62ZM65 41H66V43H65ZM73 41V42H72ZM110 41V42H109ZM260 41V42H259ZM96 42V43H95ZM145 42H146V44H145ZM151 44H150V43ZM166 42V43H165ZM185 42H187V43H185ZM76 44H79V45H77L76 47H75V45ZM102 43H103V45H102ZM108 43H109V45H110V50H111V52H110V50L108 51V53H107V50L106 49H108ZM115 43V44H114ZM133 43V44H132ZM135 43V44H134ZM155 43V44H154ZM185 43V44H184ZM189 43H190V45H189ZM221 43H222V45H221ZM242 43V44H241ZM60 44V46H58ZM66 47L65 49L63 48L62 50H59V48L61 49L62 47H64L63 45ZM67 44H70V47H69V45L68 46H66ZM87 45V48L85 47L86 45ZM105 44V45H104ZM165 44H167V45H165ZM188 44V45H187ZM236 44H238V45H236ZM17 45H15V46H17ZM57 45V47H56V49L57 50H59L60 51V53H63L62 54V56H61V54L60 53H57L56 51H54V49H52V46H56ZM62 45V46H61ZM74 45V46H73ZM81 45V46H80ZM113 47H112V46ZM139 45H141V46H139ZM149 45V46H148ZM153 47H152V46ZM158 45V46H157ZM164 45V46H163ZM181 45V46H180ZM31 48H29V47ZM73 46V47H72ZM91 48H90V47ZM95 46H97V48L95 47ZM101 46H102V48H101ZM105 46H106V48H105ZM123 46V47H122ZM131 46H136V47H131ZM138 46V47H137ZM155 46V47H154ZM193 46V47H192ZM223 48H222V47ZM13 47V48H12ZM33 47H34V50H33ZM35 47H36V49H35ZM59 47V48H58ZM80 47V49H78V51H81L80 53H78L77 52V48H79ZM83 47H85L84 48V53H83V49L81 50V48H83ZM89 47V48H88ZM115 47H117V48H115ZM141 49H140V48ZM148 47V48H147ZM151 47V48H150ZM162 47V48H161ZM180 47V48H179ZM188 47H189V49H188ZM195 47V48H194ZM233 47V48H232ZM72 48V49H71ZM95 48L97 49V50H95ZM99 48H101V50L99 49ZM104 48V49H103ZM133 48V49H132ZM147 48V49H146ZM155 48H156V50H155ZM165 50H164V49ZM167 48H168V50H167ZM170 48V49H169ZM194 48V49H193ZM238 49V50H236L237 52H236V56H238L239 55V57H242V61H241V63H239V62H236V63H234V61L236 60V61H239L238 60V58L239 57H235L234 58V61L231 59V57L230 56H233V53L231 52L233 49ZM242 48V49H241ZM246 48V49H245ZM5 49V51H3ZM6 49H8V51H6ZM49 49V51L50 52H48L47 50ZM71 51H70V50ZM75 49V50H74ZM90 49V50H89ZM100 51H99V50ZM123 49V50H122ZM126 49V50H125ZM161 49V50H160ZM174 49V50H173ZM180 49V51H178ZM231 49V55H229L230 53H229V50ZM235 49L233 50V51H235ZM254 49V50H253ZM15 50V51H14ZM20 50H23V51H21L20 52ZM31 50V51H30ZM54 52H53V51ZM125 50V51H124ZM140 50H143L144 51V53H146V54H144L142 51H140ZM171 50V51H170ZM173 50V51H172ZM186 50V51H185ZM250 50V51H249ZM14 51V52H13ZM33 51V52H32ZM67 53H66V52ZM93 51V52H92ZM95 51V52H94ZM99 51V52H98ZM122 51H123V53H122ZM135 51V50H134ZM203 51V52H202ZM207 51V52H206ZM221 51H223V54H222V52ZM228 51V52H227ZM241 51H243L242 52V54H241ZM245 51H246V60H245ZM10 52V55L9 56H11V54H12V56L10 57V59L11 60H9V57H8V54L6 55V59L7 60H3V58L5 57V54L6 53H9ZM38 52V53H37ZM53 54H52V53ZM93 54H99V55H97V56H95L94 57V63L93 62H91V67H95V69H89L90 68V61H93V56H92V53ZM126 52H127V55L125 56V54H126ZM141 53V55L140 54H136V53ZM187 52H189V54L187 53ZM226 52V54H227V56H229V58L228 57H226V54H224ZM252 52V53H251ZM21 53V54H20ZM39 53L41 54V55H39ZM51 53V54H50ZM54 53H55V55H54ZM57 53V54H56ZM87 53L90 55H88L89 56V58H88V56H87ZM91 53V54H90ZM110 53V54H109ZM128 53H131V54H128ZM133 53V54H132ZM154 53V54H153ZM156 53V54H155ZM167 53V54H166ZM193 53V54H192ZM200 53V54H199ZM229 53V54H228ZM238 53V54H237ZM252 55H251V54ZM16 54V55H15ZM65 54H67V55H65ZM81 54V55H80ZM106 54V55H105ZM109 54V55H108ZM117 54V55H116ZM144 54V55H143ZM171 54H173V56L171 55ZM176 54V55H175ZM188 54V55H187ZM197 54H198V56H197ZM207 54V55H206ZM4 55V56H3ZM38 55V56H37ZM72 55H76V56H79L78 57V59H77V57L76 56H72ZM87 56L86 58L89 60L90 58L92 59V60H90V61H88L86 58H84V56ZM111 55H112V57H111ZM117 56L118 57V60H121V62L119 61V63H118V65H120L119 67L117 66V62H118V60H117V58L115 59V60H117V61H115L114 60V58H113V56ZM123 57H122V56ZM138 55H140L141 56V58H140V56H138ZM147 55H148V57H147ZM149 55H153V57L152 58H156L155 59V61L153 60V59H151V61H150V59H149ZM155 55V56H154ZM156 55H158V56H156ZM162 55V56H161ZM163 55L165 56V57H163ZM175 55V56H174ZM183 55V57H181ZM211 55V56H210ZM240 55H242V56H240ZM43 56H45V57H43ZM52 56V57H51ZM55 56H57V58L59 59V60H61V62H59V60H57V58H56V60L55 59H53V57L55 58ZM65 56V57H64ZM67 56V57H66ZM81 56H83V57H81ZM92 56V57H91ZM144 56V57H143ZM147 58H146V57ZM216 56V57H215ZM223 56H225V57H223ZM261 56H262V59H261ZM8 57V58H7ZM43 59H42V58ZM64 57V58H63ZM72 57V58H71ZM98 57H100V58H98ZM109 58V59H107V58ZM123 58V60H124V58H126L125 60H124V63L125 64H123L122 62V58ZM150 57V58H151ZM176 57V58H175ZM180 57V58H179ZM221 57V58H220ZM223 57V58H222ZM35 59V61H34V59ZM41 58V59H40ZM51 58V59H50ZM63 58V59H62ZM98 58V59H97ZM111 58H113V59H111ZM138 58V59H137ZM164 58V59H163ZM166 58V59H165ZM175 60H174V59ZM178 58V59H177ZM185 58V59H184ZM233 58V57H232ZM250 58V59H249ZM253 58V59H252ZM16 59H18V60H16ZM24 59H25V61L27 62V64H26V62L24 61ZM33 59V60H32ZM67 59V60H66ZM69 59V60H68ZM80 59V60H79ZM84 59V60H83ZM102 59V60H101ZM170 59V60H169ZM174 60V62H173V60ZM190 59V60H189ZM192 59H193V61H192ZM226 59L230 62H226ZM240 59V58H239ZM244 59V60H243ZM255 59H256V62H255ZM258 59V60H257ZM259 59H261V63H260V60ZM24 61V63H23V61ZM29 62H28V61ZM37 60V61H36ZM46 60V61H47ZM53 60V61H52ZM85 61L86 63H84V62H80V61ZM107 60L108 61H110L111 60V64L113 63V65H114V63H115V65L117 66V67H115V69L117 68L118 70H123V71H121L120 72V77H118L116 74H118L119 75V73H116L115 75L118 77V79H119V83L117 82L116 84H117V87H118V89L120 90L121 89V87L123 88L122 90L123 91H118V89L114 86V84H115V82H114V79H116V77H115V75L114 74H112L113 72H111V73H109L108 71H109V69L110 70H112V71H115V69H114V66L113 67H111V65H109L110 63L109 62H107ZM128 62H127V61ZM136 62H134V61ZM187 60V61H186ZM254 60V61H253ZM14 61H18V64L16 63H14ZM21 61V62H20ZM33 63H32V62ZM56 61V62H55ZM62 61H64V63H65V66H66V64H67V66H66V68H68V71L66 70V68H65V66L62 64ZM66 61V62H65ZM76 61V62H75ZM100 61L102 62V63H100ZM104 61V62H103ZM133 61V62H132ZM145 61H146V64H147V66H146V64H145ZM147 61H149L150 63H152V61L153 62H155V63H152V65L153 66H151L152 67V69L150 68V71H147L148 72V76L146 77V70L145 69H147V70H149L148 68L150 67L149 66V62H147ZM163 61V62H162ZM167 61H169V62H167ZM232 61V62H231ZM243 61L245 62L246 61V66L248 67V72L249 73H247L246 71H245V69L246 68H244V66H245V64L243 63ZM31 62V63H30ZM37 62V63H36ZM56 64H55V63ZM68 62V63H67ZM96 62V63H95ZM99 62V63H98ZM133 64H131V63ZM138 62V63H137ZM166 62V63H165ZM187 62H189V63H187ZM192 62V63H191ZM205 64H204V63ZM253 62V63H252ZM258 62H259V65L260 64H262V65H258ZM11 63H12V66H10L11 65ZM29 63V64H28ZM59 63V64H58ZM69 63H72V64H69ZM80 63L82 64V63H84V64H88L89 63V65H87L88 67H86V65H80ZM109 63V64H108ZM121 63H122V65H124V66H122L121 65ZM128 63H129V65L131 66V68L133 67V72H131L132 70H131V68H129L128 67V69L126 68L127 66H128ZM172 63V64H171ZM175 63V64H174ZM17 66V67H13V66H15V65ZM78 64H79V66H78ZM94 64V65H93ZM109 66H108V65ZM127 64V66H125ZM136 64V65H135ZM142 64H144V66L142 65ZM194 64H197V65H194ZM223 64H224V66H223ZM228 64V65H227ZM229 64H232L233 65V67H235V69H237V71H235V73L236 72H238V71H240V70H244V71H241L240 73H242V75H239L238 73H237V78L238 79H235L234 78V75H233V71L231 72V71H229V68H231L230 70H232V69H234V68H232V65H231V67L229 66ZM7 65V66H6ZM23 65H25V66H23ZM97 65V66H96ZM103 65V66H102ZM104 65L106 66V67H110V68H107L108 69V71H107V75L104 73V69L105 70H107L106 69V67L103 69V67H104ZM142 66L141 67V70H140V68H137V67H139V66ZM151 65V64H150ZM173 65H175V66H173ZM188 65V66H187ZM207 69H205L203 66ZM225 65H226V67H225ZM237 65V66H236ZM238 65H239V67H238ZM243 65V66H242ZM259 66V69H256V68H254V66H256L257 68H258V66ZM68 66H70V68L68 67ZM73 66H75V67H73ZM80 66H82L83 68L84 67H86L87 69L85 70V68L83 69L82 67H80ZM135 66H136V68H135ZM146 66V67H145ZM149 66V67H148ZM157 68H156V67ZM189 66H191V67H189ZM207 66H208V68H207ZM211 66V67H210ZM240 66H242V68L240 67ZM11 67H13L14 69H12ZM23 67H24V69H23ZM26 67V68H25ZM73 67V68H72ZM76 67H77V69L80 71V75H81V72H82V77H84V78H81L80 76H78V70L76 69ZM97 67V68H96ZM98 67H100V68H98ZM120 67H121V69H120ZM148 67V68H147ZM164 67H165V69H164ZM186 67V68H185ZM188 67V68H187ZM196 67H197V69H196ZM210 67V68H209ZM222 67V68H221ZM253 67V68H252ZM260 67H261V69H260ZM19 68H22V69H19ZM62 68H64L63 70H61ZM72 68V69H71ZM75 68V69H74ZM80 68H82L83 70H85V71H82V69H80ZM172 68V69H171ZM222 69L221 70V73H220V76L218 75L219 73H218V71H220V70H218L217 71V69ZM250 68H252V69H254L253 70V74H250V73H252L251 71H250ZM71 69V70H70ZM100 69H101V71H100ZM116 69V70H117ZM125 69L128 71V73L130 74V77H133L134 78V80H133V78H132V80L134 81V83L132 84V83H130L132 80H131V78L130 79H128V80H131V81H129V83L130 84H132V85H130L129 84V86L127 87V85H128V83H127V85L125 86V81H126V77H127V74L128 73H126L127 71H125ZM142 69L143 70H145V71H142ZM156 71H155V70ZM173 69L175 70V72L173 71ZM239 69V70H238ZM19 70H21L20 72H19ZM36 70V71H35ZM75 70H77V71H75ZM90 70V71H89ZM95 71H97V74L95 73V75H93V76H95V78H93V76L91 77L89 74L91 73V74H93ZM102 70H103V72H102ZM117 70V72H119ZM131 70V71H130ZM137 70V72L138 73H141V74H143L144 72V76L146 77V79L147 78H149V79H147V80H150V81H147L146 82V79H144V81L143 80H141V79H143V78H141L142 76H140L139 77V75H138V73L137 74H135L134 72ZM142 71V72H140V71ZM178 70V71H177ZM255 70H256V72L257 73H259L260 71V73L259 74H257L256 73V75H255ZM16 71H18L17 73H16ZM25 73H24V72ZM59 71V72H58ZM64 71H66V72H64ZM75 71V72H74ZM191 71H193V72H191ZM217 71V72H216ZM87 72L88 73V75L87 74H85V73ZM103 73V75H102V73ZM158 74V76H157V74ZM169 72V73H168ZM179 72V73H178ZM189 72V73H188ZM207 72V73H206ZM209 72V73H208ZM210 72H213V73H211V75H210ZM29 73V74H28ZM59 73V74H58ZM65 73V74H64ZM83 73H84V76H83ZM100 73V75H98ZM108 73L109 74H111V75H113V77H114V79L113 78H111L112 76H110V78L109 77H106V76H109L108 75ZM115 73V72H114ZM126 73V74H125ZM180 73H181V75H180ZM188 73V74H187ZM198 73V74H197ZM223 73V74H222ZM224 73H225V75H226V73H231V76H228V74L226 75V77L228 78V79H230V78H233V79H231L230 81H232V80H234L235 79V81H233V83L234 84H237V81H239V86H243L244 87V85H246L247 83V85L246 86H249V87H244V88H241L242 90H238V87H237V85H234L232 82V84L235 86L234 88H232L231 90H232V92H235L234 90H236V92L238 93V94H236V92L234 93V95L235 96H233V97H236L237 95L239 96V98H240V100H243L244 99V97H241L242 95H244V96H246L245 98L246 99H244L243 100V103L244 104H241L242 103V101H241V103L239 102V98H238V96H237V100H236V98H234L238 103H239V105H238V103H237V105H229V102H228V100H226L227 98H226V95L228 96V95H230V94H227V92L230 90V88H229V90L227 91V90H225V88H228V87H230V86H226V81H227V79H226V83L224 82V79H223V77L222 76H224ZM234 73V74H235ZM245 73V75L247 76H249V74H250V76L249 77H246L245 75H243ZM262 73V74H261ZM27 76H26V75ZM71 74V75H70ZM122 74V75H121ZM126 75V77L125 76H123V75ZM128 74V75H129ZM132 74V75H131ZM140 74V75H141ZM177 74V75H176ZM190 74V75H189ZM194 74V75H193ZM203 74V75H202ZM208 74V75H207ZM2 75H0V76H2ZM31 75V76H30ZM63 75H64V77H65V75H67V79H69V81H70V83L71 84H69V81L68 80H66V78L64 79V77H63ZM68 75H70V76H68ZM85 75H86V77H85ZM106 75V76H105ZM151 75V77H149ZM188 75V76H187ZM200 77H199V76ZM218 75V76H217ZM222 75V76H221ZM230 75V74H229ZM232 75H233V77H232ZM253 75V76H252ZM259 75H261V76H259ZM30 76V77H29ZM71 76H73V77H71ZM87 76H90V78L89 77H87ZM97 76H98V78H99V76H100V78L98 79L97 78ZM104 76H105V78H104ZM121 76H122V78L124 79H122L124 82H122V80H121ZM156 76V77H155ZM175 76V77H174ZM177 76V77H176ZM180 76H181V78H180ZM210 78H208V77ZM244 76L246 77V78H249V81H248V79L246 80L245 78H244ZM27 77H29L30 78V80L27 78ZM69 77V78H68ZM76 77H77V79H76ZM125 77V78H124ZM129 77V76H128ZM136 77H138V78H136ZM179 77V80H180V82L178 81V78ZM184 77V78H183ZM188 77V78H187ZM189 77H190V79H192V77H194L193 79L194 80H196V82L192 79L191 80V82H189L190 84L192 83V89L191 88H189V87H191V85L189 86L188 85V81H189ZM220 77H222V79L223 80H219V81H221V82H223V83H221V86H223V85H225V86H223V88L220 86V83H219V81H217L216 79H219ZM241 77H243V78H241ZM260 79H259V78ZM26 78V79H25ZM64 79V82L65 83H63L62 81H63V79ZM86 78V79H85ZM91 79V80H89V79ZM96 78H97V80H101V78H102V81L101 82H105V84L104 83H101V82H99V84L102 86H106L107 84H108V86H106L107 87V89L106 88H104L103 86L100 88L99 87V89H100V91L98 90V85L99 84H97L98 83V81L96 80ZM107 78V80L106 81H104L105 79ZM109 78V79H108ZM164 80H163V79ZM173 78H174V81H173ZM185 80V79H188V81L187 82H185V81H183V79ZM206 78V79H205ZM239 78H241V79H239ZM14 79V80H13ZM81 79H83V80H88L89 82H90V84L92 83V85H90L89 84V82H87L86 81V83L87 84H89L88 86L90 87H86L88 90H92V91H94V90H96L97 91V93L99 94V92H100V94L98 95L97 93H95V92H90V91H88L87 89H84L85 87V85H87L85 82H83V80L81 81ZM95 79V80H94ZM113 79V80H112ZM117 79V80H118ZM136 79V80H135ZM137 79H138V82L141 80V82L139 83V84H137L136 82H137ZM154 81H153V80ZM168 79V80H167ZM198 79H200V80H198ZM202 79V80H201ZM221 79V78H220ZM242 79H244V80H242ZM259 79V80H258ZM11 80H12V82H11ZM28 82H26V81ZM62 80V81H61ZM72 80H76V81H74L76 84H77V82H78V80H80L79 81V83H78V85H76ZM109 80L111 81V82H109ZM116 80V81H117ZM127 80V81H128ZM171 80V81H170ZM207 80V81H206ZM209 80V81H208ZM242 80V81H241ZM258 80V81H257ZM262 80V81H261ZM4 81H6V82H4ZM21 81V82H20ZM25 81V82H24ZM112 81H113V83L114 84H112ZM145 83L144 85H143V82ZM153 81V82H152ZM156 81V82H155ZM203 81H205V82H203ZM211 81V82H210ZM215 81V82H214ZM230 81H228V84H230ZM250 81H252V85H250L251 83H250ZM4 82V83H3ZM24 84H26L27 83V85H24ZM74 84H73V83ZM80 82H83V84L81 85L80 84ZM97 82V83H96ZM123 84H122V83ZM151 82V83H150ZM159 82H161V83H159ZM176 82V83H175ZM202 82V83H201ZM207 82V83H206ZM242 82V83H241ZM245 82H246V84H245ZM256 82H259V83H256ZM17 84V86H16V84ZM94 83H95V85L96 86H94ZM107 83V84H106ZM142 83V84H141ZM158 85H157V84ZM165 83H167V85H165ZM170 83V84H169ZM172 83L173 84H175V86L177 87L175 90H174V88L172 87ZM182 83H184V84H186L187 85V89L185 88L186 87V85H184V84H182ZM215 83V84H214ZM218 83H219V87H218ZM241 83V84H240ZM243 83H244V85H243ZM255 83V84H254ZM7 84H8V86H7ZM63 84V85H62ZM67 84V85H66ZM119 84V85H118ZM157 86H156V85ZM161 84H162V86H161ZM169 84V85H168ZM200 84H202V86L200 85ZM206 84H207V87H206ZM217 84V85H216ZM223 84V85H222ZM232 84H230V85H232ZM256 84H261V86L259 85V87H256L255 85ZM5 85H6V87H5ZM66 85V86H65ZM76 85V86H75ZM110 85V86H109ZM111 85H113L114 86V88H113V86H112V88H109V87H111ZM121 85V86H120ZM143 85V86H142ZM180 85V86H179ZM184 85V86H183ZM196 85V86H195ZM200 85V86H199ZM205 85V86H204ZM216 85V86H215ZM26 86L28 87L26 90H25V88H26ZM63 86L65 87V89L63 88ZM72 86L74 87V89L72 88ZM78 86H79V89H77L78 88ZM93 86V87H92ZM127 87V90H126V88L124 89V87ZM134 87L135 89L137 88V90L136 91H134L133 89V91H134V94L133 95H131L130 93H127V94H130L131 96H134L133 97V99L131 98H129V96L127 97V95L125 94V96H124V93L126 92V91H128V90H130V92H133L132 90H131V88L130 87ZM142 86V87H141ZM148 86V87H147ZM150 86H152V87H150ZM161 86V87H160ZM179 86V87H178ZM255 87L256 88V92L254 91L255 90V88H253V87ZM258 86V85H257ZM4 87V88H3ZM31 87H33V90H31L32 88ZM80 87H81V90H80ZM82 87H84V88H82ZM146 87V88H145ZM150 87V88H149ZM157 87H158V89H157ZM164 87H168V90L170 89L171 91H172V94L171 93H169L170 92V90H169V92L167 91V89L166 88H164ZM171 87V88H170ZM182 87V88H181ZM194 87V88H193ZM199 88L200 90H197V88ZM205 87V88H204ZM221 87V91H219L218 90V88H220ZM225 87V88H224ZM237 87V88H236ZM24 88V89H23ZM31 88V89H30ZM41 88V89H40ZM69 88V89H68ZM73 90H72V89ZM75 88L77 89V90H79L78 91V93L75 91ZM93 88V89H92ZM95 88H97V89H95ZM103 88V89H102ZM140 88H142V93H141V89ZM144 88V89H143ZM148 88L150 89L149 91H148ZM154 88H155V90H154ZM162 88H164L163 90H164V92H163V90H162ZM178 88H180V89H178ZM201 88H203V90L204 89H208V92H207V89L206 90H204V91H202V89ZM216 88V89H215ZM239 88V89H240ZM249 88V89H248ZM20 89V90H19ZM28 89H30L29 91H28ZM104 89L105 90H107V91H110V90H114V89H117V90H115L114 92H115V94H113L114 92L113 91H110L109 93H110V96L109 95H107V97H105V93L106 92H104V95H103V93H101V90L102 91H104ZM110 89V90H109ZM140 89V90H139ZM176 92H174L173 90ZM183 89H185V90H183ZM194 89L196 90V91H198V92H196V91H194ZM22 90V91H21ZM35 90H36V92H35ZM63 90H65V91H63ZM67 90H68V92H67ZM70 90H72V91H70ZM83 90V91H82ZM126 90V91H125ZM178 90H180L181 91V93L182 94H180V91H178ZM188 90H190V91H188ZM210 90L212 91V92H210ZM215 90H216V92H215ZM222 90H224L225 91V100L223 99V93H224V91L222 92ZM231 90H230V92H231ZM244 90H247V92L246 91H244ZM249 90L251 91V92H253V93H255V98L257 97V100H256V102L257 101H259L260 103V105L258 106L254 101H252L251 102V100H253V99H250V96H251V98H253V95L254 94H252L251 92L249 93ZM31 91V92H30ZM33 91H34V93H33ZM40 92V95L42 94V96H44L45 97V99L43 98V97H41V96H37V95H39V92ZM74 91V92H73ZM85 91V92H84ZM99 91V92H98ZM117 91H118V95H117V97H114L113 95H115L116 96V93H117ZM158 91V92H157ZM166 91V92H165ZM186 93H185V92ZM187 91H188V93H187ZM194 91V92H193ZM199 91L202 93V97L204 96V94H207V96L206 97H208V94H210V93H212V96H213V94H215L214 96L215 97H212L211 95H209V97L208 98H211V99H206L205 98V96L203 97V99L205 100L204 102H201L202 100H200L201 98H199L200 97V94H199ZM205 91L207 92V93H205ZM239 91V92H238ZM244 91V92H243ZM18 94H17V93ZM30 92V93H29ZM63 92V93H62ZM65 92H66V94H65ZM70 92V93H69ZM76 92V93H75ZM80 92H83L85 95H87V98H91V100H95V99H92V98H96V100H95V102H96V105H95V102H94V106H92V107H89V105L91 106L92 104H93V101H89V99H86L85 97V95H84V97H79V96H82V94L80 93ZM87 92H89V93H87ZM113 92V93H112ZM119 92H120V95H119ZM145 92V93H144ZM149 92V93H148ZM164 93V96L166 95V99H167V102H166V99L164 98H162L161 99V97H163L162 95H163V93ZM189 92H191V93H189ZM220 92L223 94V95H221L220 97H219V94H220ZM246 92V94L248 93V94H250V96L247 94H244ZM262 92H264V90H262L260 93H262ZM8 95H7V94ZM68 93H69V95H68ZM72 93H75L74 95H72ZM87 93V94H86ZM91 93V94H90ZM111 93H112V95H111ZM123 93V94H122ZM136 93L137 94H139V95H136ZM143 95V97H142V95ZM160 93H162V94H160ZM167 93V94H166ZM180 94V96H179V94ZM204 93V94H203ZM218 93V94H217ZM240 93V94H239ZM5 94L7 95V96H5ZM15 96H14V95ZM22 94H24V96H22ZM65 94V95H64ZM77 94V95H76ZM79 94V95H78ZM103 95V97H102V95ZM121 94L123 95V97H125V102H124V100H121L123 97H121V98H119V96H121ZM172 95V98H175L174 100L173 99H171V95ZM175 94L178 96H175ZM186 96H185V95ZM189 94V95H188ZM252 94V95H251ZM10 95H13V98H15L14 100H13V98H12V96L10 97ZM67 95V96H66ZM96 96V97H94V96ZM99 96V99H97L98 98V96ZM141 95V96H140ZM145 95V96H144ZM167 95H169L170 97H169V101H168V97H167ZM174 95V96H173ZM182 95H184V97L182 96ZM193 95V96H192ZM198 95V96H197ZM233 95V94H232ZM241 95V96H240ZM258 95V96H257ZM262 95H264V93H262ZM28 96V97H27ZM73 96V98L74 97H78V98H80V99H78L77 98V101L75 102V100L72 98L71 99V97ZM89 96V97H88ZM92 96V97H91ZM105 98L104 100L101 98ZM130 96V97H131ZM139 96V97H138ZM148 96H150V98H152V96L154 97V98H157L156 100H159V98L161 99V100H164V101H156V100H153V98H152V100H150L149 99V101L147 100L148 98L147 97ZM182 96V97H181ZM190 96H192V97H190ZM211 96V97H210ZM216 96H218L219 97V99L216 97ZM248 96H249V98H248ZM8 97H9V100H8ZM27 97V98H26ZM63 97V98H62ZM109 97H111V98H109ZM112 97H114V98H112ZM139 99H138V98ZM146 97V98H145ZM179 97L181 98V100H179ZM193 97H195V99H196V101H195V99H190V98H193ZM197 97H198V99H197ZM231 96H229L228 98L230 99V101H231V98H230ZM12 98V100L11 101H13V102H11L10 103V99ZM31 98V99H30ZM42 98L44 99V101L42 100ZM101 98V99H100ZM109 98V99H108ZM135 98H137V99H135ZM177 98V99H176ZM243 98V99H242ZM7 99V100H6ZM19 99V100H18ZM35 99V100H34ZM40 99L38 98V100L40 101ZM64 99H65V101H67V102H65L64 101ZM71 99V100H70ZM84 99H85V101H86V103H85V105L83 104L84 103ZM108 101H107V100ZM113 99V100H112ZM124 99V98H123ZM136 100L135 102L133 101V100ZM189 99H190V101H189ZM214 99H215V101H214ZM218 99V101H220L221 102V99H223V102H221L223 105H224V107L225 108H227V106H231V107H236V108H230V110L229 111H231L232 109H237V107H239V106H242L243 107V109H244V111H242V112H240L241 111V108L239 107L238 109H237V112H235L236 110H234V111H231V112H233L232 114L231 113H229V111L227 112V110H226V112H225V114L223 113V111L222 110H225V108L223 109V107H221L220 106V108L219 107H212V105L214 104V106H217L216 105V103H218V104H220L218 101H216ZM233 99V98H232ZM260 99V100H259ZM18 100V101H17ZM37 100V102H39ZM73 100H74V102H75V104H74V102H73ZM83 100V101H82ZM87 100H88V102L90 103H92V104H89V105H86V104H88L87 103ZM109 100H111V101H109ZM134 102H132V101ZM170 100H172L173 101V103H171V101ZM234 100V101H235ZM255 100V99H254ZM6 103H5V102ZM47 101V102H46ZM62 101V102H61ZM81 101V102H80ZM118 101V102H117ZM150 102V103H152V105L150 104V103H148V102ZM195 101V102H194ZM216 102V103H214V102ZM235 101V102H236ZM24 102H25V104H24ZM27 102H28V104H27ZM65 102V103H64ZM71 102V103H70ZM81 103V105H84V106H86L85 108H84V106L83 107H80L81 105H79V103ZM112 102H113V104H112ZM130 102V103H129ZM133 104H132V103ZM138 102V103H137ZM154 102H157V103H154ZM162 102V103H161ZM183 102V103H182ZM226 102V103H225ZM252 103V105L256 108V106H257V115L255 114V112L256 111H252L254 108H253V106H251L250 105V108L249 107H247V105L249 106V104L250 103ZM10 105H9V104ZM13 103V105H15L14 107H13V105H11ZM64 103V104H63ZM70 103V104H69ZM76 103H78V108H76L77 106H76ZM121 103V104H120ZM128 103V104H127ZM177 103V102H176ZM186 103V102H185ZM184 103V104H185ZM194 103H196V105L194 104ZM228 103V105H226ZM234 103V102H233ZM232 103V101H231V103L230 104H233ZM258 103V102H257ZM109 104V105H108ZM178 104H176V106H178ZM191 104H193V105H191ZM221 104V105H222ZM255 104H256V106H255ZM5 105H7V106H5ZM9 105V106H8ZM22 105H25L26 106V108L28 107V106H30V107H28L27 109L24 107V106H22ZM61 105H63V106H61ZM113 105V106H112ZM115 105V106H114ZM205 105V106H204ZM208 105V106H207ZM244 105H246V106H244ZM2 106V107H1ZM19 106V105H18ZM87 106H88V108H87ZM103 106H104V108H103ZM111 106L112 107H115V108H118V109H116L115 110V108H114V111H113V113H112V111H110V110H112L113 108H111ZM117 106V107H116ZM183 106H185V105H183ZM24 107V108H23ZM60 107H61V109H60ZM80 107V108H79ZM95 107H97V108H95ZM205 107V108H204ZM209 107H212L213 109H208ZM228 107V108H229ZM245 107V108H244ZM248 109H247V108ZM251 107H252V109H251ZM258 107H260V108H258ZM15 108V109H14ZM23 108V109H22ZM92 108V109H91ZM95 108V109H94ZM109 108H110V110H109ZM128 108V109H129ZM193 108V107H192ZM220 109V110H218V109ZM16 109V110H17ZM46 110L47 109H49V107H46L45 108ZM67 109V108H66ZM98 109L100 110V111H98ZM106 109V110H105ZM215 109V110H214ZM248 110V112H247V110ZM249 109H251V111L250 112H253L252 114L249 112ZM258 109H259V111H258ZM68 110V111H69ZM90 110V111H89ZM117 110H118V112H117ZM212 110H214L213 112H212ZM261 110V111H260ZM24 111H25V113H24ZM64 111H66V110H64ZM80 110H78L77 112H79ZM82 111V110H81ZM198 111H199V109H198ZM199 111V112H200ZM205 111V112H204ZM208 111V112H207ZM211 111V112H210ZM216 111V112H215ZM219 111H220V113H222V117H223V119H222V117H221V115H220V113H219ZM222 111V112H221ZM238 111L240 112V113H238ZM245 111L247 112V114L248 115H246L245 114ZM27 112V113H26ZM67 112V111H66ZM70 112H71V110H70ZM4 113V111H3V113H0V114H5ZM61 113V112H60ZM60 113H59V116H61L60 115ZM65 113V112H64ZM64 113H62V114H64ZM87 113V114H86ZM206 113H208V114H206ZM214 114L213 115V119H212V116H210V114ZM219 113V114H218ZM244 114L243 115V117H242V115H240V116H238L239 114ZM97 114V115H96ZM112 114H113V117H112ZM203 114H201V112H200V118H201V115L203 116ZM218 116H217V115ZM235 114V116H233ZM253 114H255V115H253ZM31 115V114H30ZM100 115V116H99ZM208 115L210 116V119L208 118ZM225 115V116H224ZM228 115V116H227ZM250 115H252V117L250 116ZM78 116V118H75V117H77ZM88 116H90V118L88 119L87 117ZM214 116H217V117H220V119H222L223 121H220V119H218L217 121L215 120L214 121ZM230 116H231V118H232V120H231V118H230ZM233 116V117H232ZM245 116H247V117H250V118H244ZM253 116L255 117V118H253ZM20 117V118H21ZM205 117L203 118V119H205ZM227 117V118H226ZM1 118H2V116H1ZM9 118V117H8ZM59 118V119H60ZM201 118V120L200 121H202L203 119ZM224 118H225V120H224ZM228 118H230V119H228ZM242 118V119H241ZM253 118V119H252ZM260 119L259 120H264V118H262V117H259ZM3 119H6V117H4ZM12 119H13V116H12ZM10 120L11 122L10 123H12V121H14V120ZM60 119V121H62ZM73 119V120H72ZM104 119V120H105ZM206 119V120H207ZM212 119V120H211ZM68 120V119H67ZM68 120V121H69ZM107 120V119H106ZM230 120V121H229ZM253 120V121H254ZM16 121V120H15ZM88 121H91L90 123L88 122ZM196 121H198V119L196 120ZM225 121V122H224ZM79 122V121H78ZM82 122V121H81ZM89 124H88V123ZM202 122H207V121H202ZM217 122V123H218ZM10 123H9V126L11 127L12 125H10ZM14 123V122H13ZM62 123V122H61ZM63 123H62V125H63ZM80 123V122H79ZM87 125H86V124ZM9 126H8V128H9ZM90 127V128H89ZM83 128H86V129H84V130H86L85 132L86 133H88V129H90V133H91V131H92V129L93 130H97L98 131V134H101V132H102V130H103V132L104 133H106L107 135H103L104 133L102 132V135L100 136V135H98V134H96L97 133V131L96 132H94L95 134H96V137L94 136L93 137V135H92V137L93 138H96V139H94V141L93 140H91L90 138H92V137H90V136H87L86 135V133L85 134H82L81 135V133H82V130H83ZM74 129V130H73ZM73 130V131H72ZM101 132H100V131ZM113 131V133H115L116 132V139L114 140L113 138V135H115V134H113L112 133V131ZM150 130V129H149ZM79 131H81V132H79ZM149 132V131H148ZM83 133H84V131H83ZM118 133H120V137L118 136L119 134ZM147 133V132H146ZM113 134V135H112ZM118 134V135H117ZM135 134H138V136H136V137H139L140 135H139V133H135ZM67 135V136H66ZM80 135H81V137H80ZM97 135H98V137H100V138H97ZM155 135V137H158L157 135L158 134H154ZM73 136V137H72ZM82 136H85L86 137V139L88 138V137H90L89 139L92 141H90L91 142V144H90V147H88V146H85L87 143H88V140H87V143L85 142L86 141V139H85V137H82ZM104 136H109L108 137V142H107V146L104 144L105 142V140L107 139V138H104ZM185 136V135H184ZM183 136V138L185 139L187 136H185L184 137ZM113 137V138H112ZM117 137H118V139H117ZM154 137V138H155ZM173 137V136H172ZM171 136L170 137H168V143L167 144H170V142H169V140L171 141V138H172ZM174 137H176V136H174ZM193 137V138H192ZM195 137H196V139H195ZM65 138H67L68 140H66ZM71 138H72V141H71ZM77 138H80V139H78V140H75V139H77ZM84 140L85 139V141H83L82 139ZM105 140H104V139ZM110 138H112V139H110ZM152 138V139H151ZM151 138H148V140H149V142L147 141V143L145 142V141H141V140H137V141H139V142H137V143H139V144H137V145H141L142 147L141 148H143V145L146 143L147 145H148V148H149V150H150V142H151V145L153 144H155V143H157L156 141H158V139L156 138L155 140L156 141H154L153 139V136L151 137ZM177 138H180L179 136L178 137H176V139ZM183 138H181V139H177L176 140V142H179V141H183V146H185L186 147V145L188 144V142H189V145L190 146H188V147H191V145L193 146V147H195V148H198L197 146L201 143L202 144V142L203 141H201V142H198L197 140V136H191L190 138L191 139H195L194 141H192L191 139H190V141H188L189 139H188V137L186 138L187 139V141L188 142H186V143H184V141L185 140H183ZM74 139V140H73ZM98 139H99V143H101L100 141H101V139H102V145L101 144H99L98 143ZM109 139L111 140V142L109 141ZM123 139V140H122ZM66 140V141H65ZM70 140V141H69ZM117 140V141H116ZM126 140V142H127V139H125ZM147 140V139H146ZM154 141V143H153V141ZM163 140H165V141H163ZM163 140H161V141H163L165 144H163L161 141H160V138H159V141H158V144H163V145H166V142H167V140L166 139H163ZM63 141V140H62ZM68 141V142H67ZM74 141H75V143L77 142V144L76 145H80V144H82L83 143V145H84V143H85V145H84V147L83 146H81L80 145V147H81V150H79L78 151V147H77V151L75 152L74 150L76 149H74V147H76V146H74L73 147V145H75V143H74ZM79 141H82L81 143H79ZM112 141L114 142L115 141V145H114V143H112ZM119 141V142H118ZM192 141V142H191ZM63 142V143H64ZM89 142V143H90ZM99 144H97V143ZM124 142V141H123ZM126 142H124L123 144H121V145H123L124 146V144L126 143ZM133 142H136L135 140L133 141ZM132 142V143H133ZM161 142V143H160ZM173 142H175V140H174V138H172V142L171 143H173ZM61 143V142H60ZM71 144V146L73 147H69V145ZM72 143H74V144H72ZM96 143V145L95 146H97V147H94V144ZM110 143H112L111 145L112 146H110L109 144ZM128 143V145L130 144L131 145V143H129V141L127 142ZM142 143H143V145H142ZM191 143V144H190ZM198 144V145H196V144ZM69 144V145H68ZM134 145H135V143H133ZM132 144V145H133ZM146 144L144 145V147L146 146ZM178 144V143H177ZM176 143H173V146H176L177 145ZM181 143H179V145H182ZM185 144V145H184ZM201 144H200V147H205V146H207V144L205 143L204 144V142H203V144L205 145H203L202 144V146H201ZM60 145H62V144H59V147H60ZM89 145V144H88ZM91 145H93V147L91 146ZM102 146V148L101 149H98V148H100V147H98V146ZM103 145H105V146H103ZM117 145V146H116ZM127 145V146H128ZM131 145V146H132ZM155 145H157V144H155ZM172 145V144H171ZM130 146V148H132ZM67 147H69V148H67ZM79 147V148H80ZM86 147H88V149L86 148ZM93 149H92V148ZM137 147V148H136ZM134 146L133 148L134 149H140V147L139 146ZM152 147V146H151ZM193 147H191V148H193ZM72 148V149H71ZM82 148H84V150L86 149L88 152L89 151H91V153L93 154V153H95V154H91V157H89V154L87 155V154H85V153H87V151L85 152ZM108 148H107V150H108ZM60 149V148H59ZM58 149V150H59ZM67 149H71V151H68ZM74 149V150H73ZM96 151H95V150ZM67 150V151H66ZM106 149H104L103 151H105ZM84 151V152H83ZM92 151H94V152H92ZM102 151V152H103ZM67 152H71L72 153V155H71V153H70V156L69 155H67L68 153ZM73 152H74V154H77L78 152V154L79 155H74L73 154ZM109 152V153H110ZM113 152H111L110 153V155L111 154H113L114 155V153ZM83 153V154H82ZM105 153L106 154H108L106 151H105ZM66 156H65V155ZM85 154V156L87 157H85V156H83ZM73 155H74V159L76 160V163H78V164H76L75 163V165H74V162H75V160H74V162H72L73 161V158H72V160H70L69 161V159H70V157L72 156L73 157ZM82 155V156H81ZM97 155V154H96ZM54 156H56L55 154H54ZM49 157H51V159L52 160H54V157H52V156H49ZM69 157V158H68ZM79 157H85L87 160H85V159H81V158H79ZM47 158V159H46ZM45 158V163L43 164L44 165V171L43 172H45L46 171V169H49L50 167L48 166L49 164L51 165V162L50 161H52L51 159H49L48 157H46ZM67 160H65V159ZM76 158H79V159H76ZM90 158V159H89ZM58 159H60V160H58ZM50 160V161H49ZM77 160H78V162H77ZM47 161H49L48 162V164H47ZM59 161V162H58ZM53 162H55V161H53ZM69 162V163H68ZM71 163V164H70ZM60 164H57V165H60ZM65 164H66V166L68 165V164H70L69 166L71 167V170H67V169H69V167H67V168H65L66 166H65ZM74 165V166H73ZM79 167H78V166ZM47 166L49 167V168H47ZM61 166V165H60ZM65 166V167H64ZM64 169H65V171H64ZM69 171V172H67V171ZM62 172V173H63ZM70 172V173H71ZM75 172H78V171H75ZM46 173V172H45ZM42 174V173H41ZM11 175H13V177L11 176ZM23 173H17V174H13V173H11L10 175H9V177L11 176L12 177V179L10 178L9 180H7L6 182H3L2 183V181H1V183H0V198H3L4 200H7L8 198L10 199L9 201H11L10 203H5L4 205H5V207H6V205H9L8 207H4V209H3V207L1 208L2 210H1V212H0V214H1V216H2V220H1V222H3V223H5L8 227L9 226H14L15 227V224L18 222H21L22 220H24L25 218H28V219H30L31 218V214H34V212L36 213V215L34 214L33 216H34V220L35 219H41L42 220V225H43V227H45V228H47V229H49L48 231L46 230L45 232H47V233H45L44 234V236L47 238V236L48 235H51V237L52 238H50V240H51V242H52V244L50 245V249H48V250H46L45 251V257H48V259L49 258H51V259H49L52 263H54V264H59L61 261H59L60 260V258H59V256L57 255L58 253H59V250H58V248L56 249V246H57V243L59 242V241H57V243H56V240L58 239V240H65V238L63 239V238H61V236H62V232H61V230H64V227L65 228H67L66 227V225L65 224H61V221H60V219H56V221H55V219L54 218H48V219H43V218H45L43 215L45 214L44 212L46 211L47 212V209H49V208H52L54 205H55V200L57 201V203H59V197H61V198H63L62 200H60V205L59 206H56L55 205V207H59V209H60V207H61V210L62 209H64V211H71V206L73 207L74 205H75V203L72 205L71 204V202H68L67 201V195H68V191H70L71 192V190H70V188H65V186L63 185L62 186V189L65 191H63L62 189H55L54 191L57 193H55L54 194V191H53V188L52 189H50V192L49 193H47V194H49V195H51V193L55 196L56 195V198H53V196L51 195L48 199L49 200H47V201H45L46 200V197H44V198H42V199H44V200H42L40 197V199H41V202H40V200L38 199V200H36V201H38L37 203H36V205H33L32 203H30V204H32V206L31 205H29V206H31V207H29V212H30V209H31V214H28L27 213V209H25V212L28 214H24V212H22L23 211V208H22V203L21 202H19V201H21V200H19L20 198H22L23 196H17V195H22V193H24V191H22L23 190V187L24 186H21V187H19L18 186V182L17 181H19V180H23V179H26V175L23 177ZM17 182V183H16ZM64 182V181H63ZM7 183V184H6ZM65 183V182H64ZM64 183H62V181H61V183H60V185L61 184H64ZM13 184V185H12ZM66 184V183H65ZM61 188V186H58L57 185V187L56 188ZM64 187V188H63ZM43 188V189H42ZM42 188H39V189H42V190H39V192H41V191H43L44 193H45V191L44 190H47V189H44L45 187H42ZM51 190H52V192H51ZM60 190H62V192H60L59 194L61 195H59V197L57 196L58 195V192L57 191H60ZM22 191V192H21ZM48 191V190H47ZM68 193H67V192ZM5 192V193H4ZM21 192V193H20ZM37 192V191H36ZM38 192V193H39ZM42 192V194L44 195V193ZM46 193H45V195H46ZM64 193V194H63ZM72 193V192H71ZM40 194V193H39ZM39 194H37L36 195V193L34 192V196L36 195V196H40ZM41 194V197H43V195ZM65 194H66V197H64L65 196ZM6 195H7V197H6ZM48 195V196H49ZM64 195V196H63ZM69 195H70V193H69ZM35 196V198H38V197H36ZM13 197V199H11ZM20 197V198H19ZM33 197V196H32ZM31 197V198H32ZM58 197V198H57ZM15 198H17V200L15 199ZM50 198H52L51 199V201H50ZM33 199V198H32ZM12 200H15V201H17V205H19V203H21V205H19L18 207H16L17 205H16V202H12ZM65 200V201H64ZM28 201H29V199H28ZM27 200H26V202L24 201L23 202V200H22V202H23V205H24V203H27L28 202ZM30 201H31V199H30ZM29 201V202H30ZM34 201H35V199H34ZM44 201V202H43ZM53 201V202H52ZM62 201V202H61ZM19 202V203H18ZM50 202H51V204H50ZM34 203V202H33ZM11 204V205H10ZM47 204V205H46ZM48 204H50V205H48ZM50 206V207H49ZM63 206H65V207H63ZM68 206V207H67ZM16 207V208H15ZM21 207V208H20ZM24 207V206H23ZM26 207H27V204H26ZM25 207V208H26ZM38 207H39V209H38ZM48 207V208H47ZM69 207H70V209H69ZM32 208H33V210H34V208L36 209L35 211H33L32 210ZM17 209H22V211L19 213L18 211H16ZM45 209V210H44ZM40 210V211H39ZM44 211V212H43ZM5 212V213H4ZM44 214H43V213ZM2 213H4V215L2 214ZM43 215H42V214ZM20 214V215H19ZM30 215V216H29ZM40 215V216H39ZM41 215L43 216V218H41ZM7 216V217H6ZM20 217V218H18V217ZM29 216V217H28ZM37 218H36V217ZM21 217H24V218H22L21 219ZM56 218V217H55ZM58 218V217H57ZM19 219H21V220H19ZM17 221V222H16ZM32 221H33V219H32ZM36 221V220H35ZM0 222V223H1ZM16 222V223H15ZM23 222V221H22ZM15 223V224H14ZM21 224V223H20ZM20 224H18L19 225V227H20ZM47 224H49V225H47ZM46 225L47 226H49V227H46ZM32 226H33V224L31 225V223L29 224V226H27L28 227V229L31 227L32 228ZM55 226V227H54ZM255 226H257V225H255ZM16 227H17V224H16ZM15 227V228H16ZM57 227V228H56ZM60 227V228H59ZM62 227V228H61ZM44 228V229H45ZM51 228V229H50ZM59 228V229H58ZM19 230H21V228L19 229ZM18 227H17V229H16V233H18ZM22 230H23V228H22ZM24 230H27V228H24ZM23 230V231H24ZM33 232L32 231V229H29V231L28 232H26V233H29V232ZM66 231H67V229H66ZM66 231H64V232H66ZM57 232V233H56ZM21 233H23L22 231H21ZM44 233V232H43ZM58 233H60V235L58 234ZM33 234V233H32ZM0 235L2 236V232L0 231ZM60 236V237H59ZM34 237V236H33ZM44 237V238H45ZM59 237V238H58ZM18 238L20 239V240H18ZM18 238H16V242H18L19 243V241L21 242V237H18ZM46 238H45V240H46ZM61 238V239H60ZM67 239V238H66ZM262 239H264V238H262ZM261 239V240H262ZM67 241H69L70 242V240H68L67 239ZM66 241V243H67V245H68V243L69 242H67ZM262 241H264V240H262ZM261 241V242H262ZM257 243V242H256ZM255 243V246H257V244ZM1 244V243H0ZM2 245V244H1ZM259 243H258V246H257V248L259 247ZM2 246H0V248H1ZM261 249H262V247H260ZM260 248H258V249H260ZM58 251V253L55 251ZM35 250H36V248H35ZM42 250V248H38L37 249V251H41ZM1 251V250H0ZM53 251H54V253H53ZM57 253V254H56ZM54 254V255H53ZM55 254L58 256H55ZM250 254H252V253H250ZM9 255V254H8ZM7 255V256H8ZM47 255V256H46ZM256 255V254H255ZM254 254H253V256H252V258L255 256ZM51 256V257H50ZM251 256H249V257H251ZM257 256V257H256ZM254 258H253V261L251 262L250 261V259H248V257H247V259H248V264H259V261L261 260V258H264V256H259V255H256ZM54 257H57V258H54ZM63 257V256H62ZM74 259H75V261H74V259L72 260V261H74L73 262V264H80L79 262H81V261H78V259H76V258H78V257H73ZM255 258H256V260H255ZM80 259H82L83 261L82 262H84L85 260L86 261H88V262H85V263H83V264H88L89 263V261L91 262L93 259L92 258H90L89 259V257H87V258H79V260ZM89 259V260H88ZM97 258H95V260H96ZM246 259V260H247ZM260 259V260H259ZM223 260L225 261L226 259L225 258H223ZM252 260V259H251ZM58 263H57V262ZM78 261V262H77ZM97 261V260H96ZM96 261H94L93 260V262H92V264H95L96 263ZM246 262V261H245ZM250 262V263H249ZM72 263V262H71ZM246 263V264H247ZM262 263H264V262H262ZM261 263V264H262ZM89 264H91V263H89ZM184 264V263H183ZM245 264V263H244Z\"/></svg>", "mask_w": 264, "mask_h": 264}, {"label": "crops", "instance_id": "crops-1", "mask_svg": "<svg viewBox=\"0 0 264 264\" xmlns=\"http://www.w3.org/2000/svg\"><path fill=\"white\" fill-rule=\"evenodd\" d=\"M261 24H264V16H262V18L259 21Z\"/></svg>", "mask_w": 264, "mask_h": 264}]
</instances>
